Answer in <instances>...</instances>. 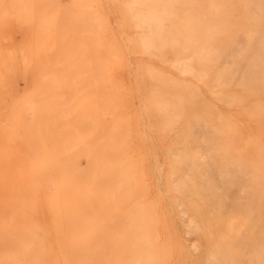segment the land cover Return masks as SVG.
<instances>
[{
    "label": "rangeland",
    "instance_id": "rangeland-1",
    "mask_svg": "<svg viewBox=\"0 0 264 264\" xmlns=\"http://www.w3.org/2000/svg\"><path fill=\"white\" fill-rule=\"evenodd\" d=\"M1 1H3V0H0V2ZM9 1H10V3H7ZM9 1L6 0V1H3L2 3H0L1 8L5 7V9H1V8L0 9L5 10L2 12L3 13L6 12L7 16H8L6 18V13L2 14V12L0 11V15L1 16L3 15L2 16L3 18L0 16V88H1L0 91L2 92V93L0 92V102H1L0 105L5 103L4 101L2 102V100L4 99L2 96H3V93H5V89H4L5 85H3V84H7L9 86L11 85L13 87H14V84H16L15 86H17V87H14L15 89L13 88V90L14 91L16 90L15 94L17 93L16 95H19L20 97L25 96L22 94L29 92L32 89L31 88L32 85H36L37 86V87L35 86L36 89H34V87L32 86L34 89L33 90L34 92L32 90L29 92L30 96L32 95L31 96V100H32L31 102L32 103H28L29 104L28 107L30 106L31 109H29L30 108L29 107L28 111L29 110L30 111L25 113V117L27 116L25 121H27L26 124H29V125H31V124L37 125L39 122V125H37L38 126L37 128L34 126V127H31V129H30V126H27L24 124L25 128L23 125L22 127L18 128L19 131L13 130L9 126L7 127L5 124L6 123V117H5V115L2 114L3 113V106L1 105V107H2V109L0 110V124H1V126L7 127V129L10 128V130L9 129L8 130L10 132L14 131L15 134L21 133L20 134L21 136L18 134L17 135L20 138L21 137L22 138L20 139L18 136H16L13 133H11V136H10L9 131H7L6 128L3 129V127H2L0 130V133H1L0 134V140H1L0 141V239L2 237V239L0 240V254H1L0 255V264H55V263L56 264H59V263L60 264H72L75 260H72L73 262L69 263L71 261V260H69L70 258L76 259V261L74 262L75 264H90V263L91 264H99V263L100 264H141V263L142 264H184V263L201 264L203 262V260L201 262V258H203V259L207 258L208 259L207 261H209V263L207 261L206 262L204 261L206 264H219V263H217L218 261L221 262L220 264H226V262H230V263L232 262V264H235L234 259L237 260L236 261V264H237L238 259H240L242 256L246 260V262H245L246 264L248 262H249V264H252V263L253 264H256V263L257 264H264V257H263L264 256V247H263L264 238H261V237H263V235H261V234H264V230H263L264 226H261L262 229L259 226L260 223H261L260 225L264 224L263 221H262L263 223L261 222V220H264V219H262L264 216L263 215L264 213H262V212H264V210H263L264 209V207H263L264 206V198H263L264 197V123H263L264 122V71H263L264 70V60H263L264 55L263 54L264 53L261 54L262 52H264V45L261 44V42L264 43V39H263L264 33L261 32V30L264 31V2H263L264 0H259V1L258 0H248L249 1V2H247L248 5L246 4V7H247L246 9H248L247 10L248 13L246 12V15H244V16H246V18H244V17L242 18V16L240 17V16L231 15V13H229V11L227 9V7H229L228 3H227L228 5L222 6L223 8H225V9L221 10L222 14L216 13V11L214 10L216 5L213 4L212 0H206V1H208L207 5L209 3L208 7L205 6V4H206L205 1L202 2L201 0L200 1L198 0L199 4H202L203 7H207L209 10L207 8H206L207 10H205V8H202V7H200V9L198 10L196 8L197 7L196 6V7H194L195 8V11H194L193 10L194 9L193 4L191 3L190 5H191L193 11L189 12L190 13L189 15L190 16L194 15V16H192V20L196 19V22L198 24L199 23L204 24L201 22H205V20H207L206 21L207 25L205 23L204 25H201V27H199V25L196 22H194V20L192 22H190L191 20L190 21L188 20V23L195 25L193 27H196V25H198V27L200 28V29L199 28L197 29V27H196V29L198 31H194L195 28L192 30L191 28H193V27L189 26V24H187V23H184V22H186V20L188 18H190L189 16H188V18L186 16L187 19H184L185 18L184 16L186 15V13H185V15L183 14V17H184L183 20H185V21L182 23L183 20L180 18L181 13L183 11V8L186 5H188V4H185L184 1H186V3H189V2H187L188 0H182V1L179 0L178 4H180L181 2H183L185 4V5H183V3L180 4L181 6H184L181 10V13H179L180 14L179 18L182 21L180 20L181 21L180 22L179 18H177L179 22L170 21V20L166 21V18H165V20L164 19H161V20L158 19V21L154 20L152 22L153 28L151 29V32L149 33V34H151L150 35L151 39L149 38V36H148L149 39L144 37L147 34L144 35L145 32H143L141 27L138 28L137 25H135L133 15H132L133 11H130V9L132 7H131V5H129L127 3L128 0H81V1L77 0V2H75V0H63V1L62 0H38L39 2L37 0H32L33 2L28 1L29 3H27V0H26L25 1L26 5H25L23 0L22 1L16 0L18 2H15L14 0L13 1L9 0ZM35 1H37V2H35ZM42 1L45 3H43ZM192 1L194 3V1H197V0H192ZM13 2L15 5H18L17 8H19V10L16 8H14L15 10L13 9V6H14ZM21 2L24 3L23 6H22ZM40 2H41V4H40ZM170 2H171V0H166L165 5H164L166 7L165 8L166 12L169 14L171 12L170 11L171 8H172V11L174 12L173 6L171 8H169L171 6V5H169ZM6 3H7V5H6ZM37 3L39 4V6ZM11 4H13V5H11ZM29 5L31 6V10H30L31 12L29 11V9H30ZM36 5L38 6V8H41V9L39 10ZM41 5H43V6H41ZM80 5L83 7V8L82 7L81 8L84 11L80 8ZM180 5H178L179 9H181ZM196 5H198V4H196ZM10 6H11V9H13V10H10ZM71 6L74 8H72ZM188 6H186V8H184V9L185 10L189 9ZM198 6H200V5H198ZM7 7L9 8V10ZM111 7L113 8V11H112ZM175 7H177V6L175 5ZM34 8H37V9L34 10ZM70 8H72L73 11L70 10ZM196 9H197V11H196ZM7 10L10 11V14H13L14 12L16 14L9 15V12H7ZM16 10H18V12H20V13H17ZM165 10L161 11V13L159 15H163L162 12H165ZM200 10H203L204 12L202 11V12L197 13ZM258 10L260 11V13ZM178 11H180V10H178ZM178 11H176L177 14H178ZM24 12H25V14L22 15L21 13H24ZM38 12H39V16H38L39 19L37 18ZM73 12H75V13H73ZM173 12H171L172 15L171 14L170 15L175 18V16L173 15L174 14ZM31 13H33V14H31ZM112 13H114V15ZM202 13L203 14L205 13L203 15V17H206V19H203V17H201ZM86 14H88V15H86ZM177 14L175 13L176 16H177ZM247 14H249V15H247ZM260 14H262V15H260ZM19 15H20V18H18ZM27 15H29L30 18H28ZM79 15H80V18H79ZM106 15H108V17ZM112 15H113V17H112ZM166 15L167 14H165V16L164 15L163 16L166 17ZM170 15H168L169 18H171V20H174ZM163 16H161V17L163 18ZM195 16L201 17L202 20L199 17L197 18ZM226 16H228V17H226ZM84 17L87 18V19L85 18V20H87V23L84 20ZM114 17L115 18L117 17V18L115 19ZM193 17H195V18H193ZM237 17H239V18H237ZM231 18H234V19H231ZM64 19H65V21H64ZM114 19L117 20V24H116V21H114ZM197 19H199L200 21ZM248 19H250V20H248ZM74 21L76 24L74 23ZM82 21H84V22H82ZM110 21H112V22H110ZM243 21H246V23L245 22L243 23ZM113 22L115 24H113ZM154 22L157 24H155ZM175 22H176V25L179 24L178 25L179 28H175V27H177L175 25ZM251 22H253L252 27L253 28L255 27L258 31L255 28L253 29L252 27H250ZM77 23L78 24L81 23V24L77 25ZM59 24H61L59 26L60 29H59V27H57ZM168 24H170V26H171V24H173L170 28H173L174 32L172 31V29L168 28V26H169ZM209 24L214 29H212ZM76 25L79 26L78 28L80 29V31H78L79 29L76 28L77 27ZM120 25L124 30L120 27ZM34 26H35V28H34ZM186 26H188V27H186ZM36 28H37V30H35ZM114 28H115V30H114ZM57 29H58V32H57ZM118 29H119V31H118ZM175 29H178V30L184 29L185 30V31L184 30L178 31L181 34L180 36H182V39L181 38L179 39V33L176 32ZM83 30L85 32L86 31L87 32L85 33ZM121 30H123V31H121ZM163 30H165V31H163ZM167 30H168V33H170L171 35L175 34V36L177 37V41H176V37L173 36V38L171 37L173 42H170L171 41V39L169 40L170 35L168 34L169 35L168 36L166 34ZM169 30H171V32ZM160 31H162V32H160ZM112 32H115V33H112ZM164 32H166V33H164ZM191 32H192V34H191ZM227 32H229V33H227ZM117 33H118V35H117ZM163 33L166 36H164ZM195 33L198 36H196ZM210 33H212V35H210ZM231 33L234 34L235 37ZM240 33H241V35H240ZM39 34H41V35H39ZM58 34H60L61 36L59 37ZM140 34L141 35L143 34V35L140 36ZM186 34H187L188 38H187ZM222 34H224V35H222ZM237 34L239 35L240 38H246L249 36L248 37L249 39L248 40H246L247 38L243 39L242 40L243 42H242L241 39L238 38ZM33 35L35 36L36 39L34 38ZM115 35H117L118 38L115 37ZM121 35H123V36L121 37ZM214 35H215V37H214ZM217 35H220V36L218 37ZM227 35L232 37V38H230V37L228 38ZM244 35L246 37H244ZM3 36H5V37H3ZM163 36L165 37V39H163L164 41H167V37H168L169 43L168 42L164 43V41H161V38H163ZM225 36H226V38H225ZM254 36H255V38H254ZM143 37H144V39L146 38V40H150V41H147L149 44V47L147 46V43L145 42L146 40H143ZM190 37H191V39H190ZM58 38H59V40H58ZM140 38H142V39H140ZM67 39H68V41H67ZM101 39L103 41H101ZM125 39L127 42L125 41ZM158 39H160V41ZM178 39H179V41L181 40L180 42L183 44H179L180 42L178 41ZM203 39L204 40L207 39L209 44L213 42L211 44L212 46L209 45L213 48L207 47L208 46V45H206L207 41L204 42ZM223 39L225 40V42ZM228 39H229V41H228V43H226ZM32 40H34V41L32 42ZM216 40L218 41L217 43H216ZM244 40L246 42H249L250 44L249 43L246 44V42ZM259 40H261V41L259 42ZM57 41H58V43H57ZM239 41H240V44L238 45V43H236V42H239ZM142 42H144V44L146 43V45L142 44ZM159 42H163V43H159ZM219 42L222 44H219ZM127 43L130 45H128ZM154 43H156V44L154 45ZM167 43L170 44V46L172 45V47H174L178 43V45L175 46L174 48H172V47L170 48L168 45L169 50L167 49V51H169V52H171L170 51V49H171L173 51V54H176V55H172L171 53L169 54L168 52H167V54H168L167 55L165 52L166 50H164V51L162 50L163 53H165V54H163L160 51V49L159 50L156 49L158 44L160 46H163L161 48L164 49V47L167 46ZM185 43H187V45H185ZM200 43H202L203 45ZM234 43H236V46L238 48L235 47V45H233ZM226 44H229L228 46L231 45L232 49L236 48L237 51L238 50L240 51V49L245 47V46L243 47V45H246L245 49H242L243 51L241 50L240 53L237 52L238 55H241V53H243L244 55L242 54V56H240V57L243 58V56H246V59H244V58L240 59V57H236V56H238L235 53L236 50L234 52L230 51L235 56H233V54L231 56V55H229V53H228L229 56H227L228 50L226 51V49L230 48V47H228ZM251 44H253V45H251ZM259 44H260V46H259ZM33 45H34V48H33ZM183 45L186 47H184ZM219 45H220V47H222V46L223 47L221 49H218V48H220ZM125 46H127V47L125 48ZM200 46H202V47H200ZM204 46L208 50L204 49L205 48ZM217 46H218V48H217ZM224 46L226 47V49H223V48H225ZM239 46H240V48H239ZM251 47L256 49V51H254L256 53L253 52V50H252L253 48L251 49ZM177 48H178V50H177ZM189 48H191V49L189 50ZM209 48L212 50H210ZM248 48H250L252 50V52H253L252 56L253 57H252V60L250 61L251 64L249 63V65L248 64L245 65L246 62H248L251 59L250 54L252 52L250 50H248ZM56 49H60V51H56ZM123 50H124V52H123ZM198 50H200V51H198ZM203 50L206 52L204 53ZM224 50H225V52H222V54H221L220 51H224ZM29 51L31 54L29 53ZM151 51H153V53ZM178 51H180L181 53H179ZM201 51H203V52L201 53ZM208 51H209V57L214 56V55L210 56V55H212V53H215L216 56H219L218 54H220V56H222V57L226 55L225 56L226 62H222L220 56L214 57V59H216L217 61L220 60L219 63L221 65H223L224 68L220 67L221 65H219V63H218L219 66L216 67L217 70L215 68L214 69L216 71L213 69L212 64H211L212 62L210 61L211 58H209L208 55H206ZM13 52H15V53H13ZM57 52H58V54H57ZM129 52H130V54H129ZM154 52H161L163 54V56H161V53L159 56L157 53L154 54ZM194 52H197V53H194ZM210 52H211V54H210ZM3 53H5V55H3ZM131 53H133V54H131ZM177 53H179L178 56H177ZM245 53L248 55H246ZM180 54H181V56H180ZM194 54H195V56H194ZM2 55L5 57H3ZM91 55L93 57H91ZM125 55H126V58H125ZM128 55H129V57H128ZM196 55L198 56L197 57L198 61L196 60L197 59ZM256 55H257V57H256ZM169 56H171V59L169 58ZM203 56H204V59L202 58ZM247 56L250 57V59L248 57V59H249L248 61H247ZM94 57H96V58L94 59ZM173 57L175 60L172 59ZM92 58H93V60H92ZM150 58H152V60H150ZM167 58H169L170 61H169V59L166 60ZM194 58H196V59H194ZM1 59H5V60H1ZM41 59H42V61H40ZM127 59H129V60H127ZM162 59H163V61H162ZM238 59L242 60L243 62L245 61L244 62L245 64L244 63L242 64L240 62V60H238ZM254 59H256V60H254ZM34 60H35V62H34ZM105 60H106V62H105ZM164 60L167 62H165ZM179 60L181 61V63H179V65H177L178 62H176V61H179ZM203 60H204V62H203ZM207 60H209V61H207ZM227 60H229V61L232 60V61L230 63ZM234 60L235 61L238 60L237 63L239 62V63H241L240 65H244V66H242V68H244L245 66L250 67L252 65L250 67V69H249V67L247 68L250 72L248 73L246 71L247 70L246 68H244L245 70L244 69L240 70L241 66L239 64H238L239 65L238 66ZM3 61H5V63L1 64V62H3ZM93 61L95 62V64L93 63ZM127 61H129L131 63H127ZM158 61H160V62H158ZM188 61H189V63H187ZM217 61H216V63H217ZM223 61H225V59ZM149 62H151V63H149ZM191 62L194 64V66H192L194 68L191 67ZM200 62H201V65H200ZM209 62H211V63H209ZM33 63H35V65ZM96 63H97V65H96ZM183 63H185V65H186V63L188 64V65H186V68H187V69H185L186 71L184 70L185 67L183 68ZM216 63H213V66H216L217 65ZM226 63L229 67V71H228V67H225ZM126 64H129V65H126ZM229 64H230V66H229ZM231 64L233 66H231ZM1 65L5 66V67H3V66L1 67ZM22 65L23 66L25 65V67H22ZM39 65H40L41 69H39L40 68ZM130 65H132V67ZM181 65H182V67H181ZM198 65H200V66H198ZM204 65H206V66H204ZM235 65H237L239 68H237V66H235ZM7 66H8V69L6 68ZM32 66L36 67V71L37 70L38 71L36 72L34 70L35 68ZM48 66L50 68H48ZM129 66L131 68H133V67L134 68L131 70V68ZM195 66L200 67V68L199 69L195 68ZM234 66L237 69H234ZM10 67H13V68H10ZM15 67H17V69H19V72H16ZM30 67L34 71H32L30 69ZM57 67H59V69H57ZM173 67H175V68H173ZM178 67H180V68H178ZM211 67H212V69H211ZM1 68H3V69H1ZM44 68L46 70H44ZM47 68L49 70H47ZM205 68H207V70ZM209 68L211 69V71L214 70V72L212 71L213 73H211V75L212 74L215 75V76H213V78L216 81L212 80L211 77L209 78V76H211L210 75L211 71ZM191 69H192V71H191ZM201 69H203V72ZM233 69H234V71L235 70L236 71H235V73L231 74L230 71L233 72ZM29 70H31L32 73ZM71 70H72V72L70 73ZM198 70H200L201 72ZM9 71H10V73H9ZM128 71L132 72V74H129ZM204 71L206 73H207V71L208 72L210 71L208 73V75H209L208 77H205L206 73H204ZM217 71L219 73H221L222 77H219L220 74ZM241 71L242 72L244 71V73L241 75L242 78L240 76V78H241L240 79L241 82H240V81H237L239 79V78H237V77H239V76H237V74H238V72L241 74L242 73ZM245 71L248 73V75H247L248 77H244ZM198 72L201 73L202 78H201V75L198 74ZM215 72H216V74H215ZM236 72H237V74H236ZM37 73H38V76L34 75V77L32 76V78H31V80H33V78H35V80L33 82L31 80H28V78L30 76L29 74L33 75V74H37ZM64 73L66 74L65 76H64ZM101 73H102V75H101ZM202 73H204V74H202ZM15 74H16V76H15ZM160 74H162V75H160ZM217 74H218V77L216 76ZM230 74L232 76L234 75L233 79H232ZM39 75H40V77H39ZM5 77H7L8 79H5ZM16 77H17V79H15ZM134 77H136V78H134ZM215 77H216V79H215ZM229 77H230V80H232V81L229 80V82H228L226 80L229 79ZM37 78H41L38 81L39 83L37 82ZM50 78H52V79H50ZM100 78H102V79H100ZM168 78L170 80L172 78H174V79H172V80H174V82L173 81H171V82L176 83V84L170 83V80ZM204 78H206V79L208 78L207 80L211 79V83H210V81H206V79H204ZM246 78H248V79L246 80ZM175 79H176V81H175ZM178 80L179 81L182 80V81L179 82ZM235 80L238 83V84H236L237 89L234 87L235 90H232L234 88L231 85L235 84ZM30 81H31V83H29ZM44 81L45 82L47 81V83H45ZM133 81L135 83H137V85L135 84V86H134ZM167 81H169V82H167ZM217 81H219V82H217ZM131 82H132V84H131ZM165 82H166V84H165ZM202 82H204L205 84ZM206 82L210 83V85L208 83L206 84ZM226 82H227L228 86H227V84L225 85ZM41 83L44 86L39 85ZM100 83H102V84H100ZM139 83H141V84H139ZM212 83H214V84L211 85ZM222 83H224V84H222ZM230 83H231V85H230ZM243 83H244V86H242ZM129 84H131L132 86H130ZM190 84H192V86H194V90ZM167 85H169V86H167ZM185 85L187 88H185ZM245 85H246V87H245ZM25 86L27 88H29V91L27 90V92H26ZM40 86L44 88L45 92H43L44 90ZM82 86H83V88H82ZM152 86H154V87H152ZM183 86L186 90L183 88ZM221 86H223V87H221ZM229 86H231L232 88ZM233 86H235V85H233ZM39 87L42 90H40ZM45 87L46 88L48 87L51 90L48 88L46 89ZM124 87H126V88H124ZM169 87H170V89H168ZM173 87H175V88H173ZM178 87L181 90L176 89ZM69 88H70V90H69ZM72 88H73V90H72ZM137 88H138V90H137ZM163 88H165L167 91H164L163 94L161 93V95L163 96V97H161L160 95H158V93H159V91L162 92ZM213 88H215V89L213 90ZM239 88H240V91L238 93ZM245 88H246V90H245ZM124 89H125V91H124ZM171 89L172 90L174 89V91H172ZM190 89H192L191 93L189 92ZM221 89H223V90H221ZM23 90H24V92H23ZM54 90L56 91L55 93H53ZM40 91H42V93H40ZM134 91H135V94H134ZM171 91L173 92V94L171 93V95H170ZM35 92L38 94L39 98L42 96L41 99H43V103L45 102L44 104L42 103V100L38 98V96ZM98 92H99V94H98ZM132 92H133V94H131ZM156 92H158V93H156ZM168 92H169L168 96L172 97L171 99H170V97H168L166 95V94H168ZM227 92L229 93L230 96L227 94ZM220 93H221V95H220ZM8 95L11 96V94H8ZM26 95L28 97V93ZM49 95H51V96L49 97ZM135 95H137V96H135ZM222 95H223V97H222ZM226 95H228L227 96L228 98L226 97ZM157 96H159V97L157 98ZM46 97H47V100H46ZM130 97H131V99H130ZM137 97H139V98L136 99ZM187 97H188V99H187ZM37 98L39 99L40 102L38 101ZM49 98L51 101L49 100ZM105 98H106V101H105ZM173 98H176L177 100L173 99ZM198 98H199V100H198ZM36 99L39 102V104L36 102ZM53 99L54 100L56 99V100L54 101ZM139 99H141V102L144 104H142ZM167 99L170 100L169 101V102H171L170 104L166 103ZM196 99L198 100L200 105L198 104V102H196L197 101ZM209 99H210V101H209ZM238 99L240 100V102H238ZM44 100H46V101H44ZM57 100H59V101H57ZM60 100H61V102H60ZM151 100H153V101H151ZM173 100H176V103ZM231 100H234V101H231ZM206 101H207V104L205 103ZM47 102H48V104H47ZM54 102H56V103H54ZM91 102H92V104H91ZM99 102H100V105H99ZM250 102H252V103H250ZM164 103L166 104V106ZM182 103H184V104H182ZM31 104H33V105H31ZM37 104L39 106H37ZM45 104H46V106H45ZM135 104H136L137 108H136ZM168 104H169V106H168ZM185 104H187V105H185ZM41 105L44 107V109L46 111L43 108H40V107H42ZM72 105H73V107H72ZM138 105L142 106L143 110H142V107H139ZM34 106L36 108L37 107L38 108L36 109ZM101 106H102V109H101ZM56 107H58L59 109L61 107V109L58 110ZM83 107L86 108V110H84ZM163 107L166 109H163ZM47 108L50 109L49 112L50 113L52 112L51 114L48 113ZM178 108H180V109H178ZM209 108H212V109H210L211 111L209 110ZM215 108H217V109H215ZM100 109H101V111H100ZM127 109H129V110H127ZM187 109H189V110L191 109V110L188 111ZM231 110H233V111H231ZM39 111H41V112L38 113ZM82 111L85 113V115H83L84 113ZM185 111H188V112H185ZM42 112L44 113L43 115L46 117H44L42 115ZM45 112L47 113V115ZM53 112L58 113V115L53 113ZM218 112L221 113L220 114L221 117H219ZM33 113L37 116V118H36V116L33 115L35 117V120L33 119V116H32ZM138 113H139V115H138ZM142 113H144V114H142ZM163 113H165L164 114L165 116L163 115ZM186 113H187V115H186ZM189 113H190V116H189ZM205 113L207 116L205 115ZM37 114L42 115V116H40L41 117L40 119H42L44 117V122H41V120L38 119L39 116ZM80 114H82V116H80ZM201 115H203V117ZM208 115H210L209 118H208ZM211 115L213 116V118ZM214 115H216V116H214ZM79 116H80V118H79ZM146 116H149L150 119L148 120V117H146ZM159 116H160V118H159ZM184 116H185V118H183ZM53 117L55 120L53 119ZM82 117H83V120H82ZM141 117L145 118V120ZM181 117H182V121H181ZM64 118L65 119L67 118L66 119L67 121ZM78 118H79V121L77 120ZM138 118H140V120ZM189 118H192L191 119L192 122L190 121ZM141 119L143 120V124H141L142 123ZM213 119L216 121L218 119V121L221 122L220 123V125L222 124L221 128H220V125H218L219 122H214ZM28 120H33V122L34 121H37V122L33 123L32 121L29 122ZM146 120H147L146 123H149L151 120L150 123L153 125L152 126L151 124H149L153 127V128L151 127L152 129H150L151 131L149 130L150 126L145 123ZM162 120H164V121H162ZM197 120H199V121L197 122ZM203 120H206V121L204 122ZM250 120H252V121H250ZM56 121H57V123H56ZM59 121L65 122V123H62L60 126ZM82 121H84V122H82ZM157 122H159V123H157ZM165 122H167V123H165ZM202 122H204V123H202ZM42 123L46 127L43 128ZM46 123H47L48 127L50 126V128L47 127ZM144 123L146 125H144ZM193 123H195V125ZM40 124H42V125H40ZM183 124H184V127H183ZM196 125L198 126L199 132L197 131V128H195L196 129L195 130L193 127V126L197 127ZM40 126H42V127H40ZM56 126H58V127H56ZM165 126L167 128H165ZM209 126H210L212 133L208 132V131H210L208 128ZM79 127H81V128H79ZM139 127L142 130L144 128H146V129H144L143 131L142 130L139 131ZM174 127H176V128H174ZM21 128L24 129L27 133H30L29 131L33 132L32 129L33 130L35 129L33 132L34 135L32 134L33 136H31V133H30V135L26 134V132H23V130ZM75 128H76V130H75ZM49 129H50V131H49ZM55 129H57V130H55ZM69 129L72 131H69ZM146 130L148 131L146 133V135L148 137L147 136L145 137ZM168 130H169V133H168ZM203 130H204V132H203ZM42 131H44L46 133H43ZM152 131H154V132H152ZM205 131H206V133H205ZM65 132H67V133H65ZM68 132L70 134H68ZM197 132L199 134H197ZM220 132H221V134H220ZM3 133L7 134L8 137H3V136H5V134H3ZM54 133H56L58 135L56 136ZM62 133H63V136H62ZM140 133H141V135H140ZM143 133H144V135H143ZM12 134L16 137H14ZM46 134H48V135H46ZM200 134H202V137H200L199 140L195 139V137L199 138L197 136H199ZM226 134H228V136ZM204 135H206V136L204 137ZM209 135L211 137H209ZM34 136L36 137V138H34V140H36L35 144L38 143V144H36V146L38 148L32 147V146H35V145H33L34 142H32L33 139H31V137H34ZM43 136L47 137V138L41 139ZM48 136L50 137L49 138L50 141L47 140ZM51 136L52 137L54 136V138H52ZM154 136H156V137L158 136L157 139H156V137L154 138ZM182 136H183V138H182ZM192 136H193V138H192ZM17 137L20 140H16L15 138H17ZM25 138H27L28 140L27 139L25 140ZM57 138L61 139L62 141H60V140L56 141ZM143 138L146 140H143ZM22 141H24V142H22ZM195 141H198V142H195ZM17 142H19V143H17ZM48 142L50 143V145H48L49 144ZM61 142H63V143H61ZM109 142L115 147L110 145ZM114 142L117 143V145H114L115 144ZM156 142H158V144ZM194 142H195V144H194ZM54 143L57 144L58 146L55 147ZM196 143L198 144L197 147H195L197 145ZM206 143H208V144H206ZM18 144L24 145L25 147L22 148V146L18 145ZM6 145H8L9 148ZM69 145H71V146H69ZM108 145H110V147H108ZM190 145H195L194 146L195 149L193 148V150H191V149L189 150V148L192 147V146L190 147ZM40 146H42V147H40ZM251 146H253L254 149L251 148ZM262 146H263V149H262ZM145 147H146V149H145ZM150 147H151V149L148 150L147 148H150ZM173 147H175L174 150L173 149L171 150V148H173ZM243 147H245V148H243ZM79 148L80 149L82 148V149L77 151ZM109 148L111 149V151L113 150L112 153H111V151H109L111 154L107 151V149H109ZM160 148L162 149V151ZM213 148H215V149H213ZM236 148L240 149V150H237ZM248 148H250V149H248ZM6 149H8L9 152L6 151ZM37 149H38V151H37ZM58 149H60V150L58 151ZM167 149H169V150H167ZM234 149H236L237 152H236V150L234 151ZM243 149H245V150H243ZM29 150H30V152H29ZM151 150H152V152H151ZM203 150H204V152H203ZM207 150H208V152H207ZM248 150L253 151V153H255V152H257V153L254 155H253V153L249 154L251 152L249 151V153H248L247 152ZM74 151H75V153H74ZM80 151H82V154ZM167 151H168V153L170 152V154H168ZM31 152H32V154H31ZM52 152L57 153V157H55L56 155L54 156V154ZM127 152H128V155H127ZM172 152H173V154H172ZM188 152L190 153L189 155H188ZM8 153L9 154L11 153V156ZM71 153H74L75 156L77 153V156L76 157L74 155L72 156ZM148 153H150V155ZM191 153L196 154V155L193 154L194 160L196 159L195 161L193 160V157L191 158V156H193V155H191ZM242 153L245 156V158H244L245 161H244V159L242 160L243 156L238 155V154H242ZM18 154H20V155H18ZM101 154H102V156H101ZM185 154H186V156H185ZM209 155L210 156L212 155V156L210 157ZM70 156H72V158H73V160H71L72 162H84L85 164L87 163L90 167L93 166L97 170H101V173H102L98 177H93L92 175L87 176L89 179L88 178L86 179V181H89V183L87 182V184H89L88 185V187H89L88 192L90 195H88V197H87V200L89 202L88 210L85 211V209H84L83 214L85 215V219L87 220V226L90 229V233H89L90 237L87 239V241L85 243L80 244V246H77V247H76V245L73 246L75 248V250H76V248H77V250H79L78 252H80V253H78V254L76 252L77 250L76 251L73 250V252H72V249H71L72 245L71 244L68 243V245H67V243H66V241L68 242L67 238H66L67 240L65 239V241H63L66 244H64L63 242L61 244L59 242V236H58L59 234H58L57 229H55L54 226L53 227L49 226L50 225V221H49L50 217H49L48 209H47L45 200L43 198L42 191L37 187L36 181L33 178L34 175L31 172V168H30V166H32V163H33L35 158H36L35 162L37 159H38L37 161H48V162H50V160L52 161L53 158L55 160L56 159L59 160L58 157H60V159H62L61 161H64V158H66V160H70L71 159ZM91 156H93V157H91ZM180 156L183 160L180 158ZM214 156L218 157V158L216 159ZM246 156L249 158V159L247 158L248 162L246 161ZM32 157L33 158L35 157V158L33 159ZM51 157H52V159H51ZM123 157L125 159H123ZM147 157L152 162L148 161ZM175 157H177V159ZM197 157H198V159H197ZM116 158H117V160H116ZM187 158L189 161L187 160ZM226 158H228V160ZM31 159H33V160L31 161ZM177 160L179 162L178 163L179 165L176 164ZM185 160H187V161H185ZM207 160L210 162H213V164H215V165L211 166L210 164H208L210 162H208ZM90 161H92V163ZM102 162H104V164ZM184 162H187V163H184ZM188 162H191V165ZM245 162H247L248 164ZM151 163H155L156 165L155 164L151 165ZM181 163H183L184 169H187V171L184 170L183 168L182 169L184 171L181 169V167H183ZM217 163H218V165H217ZM164 164L166 167L163 166ZM186 164H188V165H186ZM233 164L236 166H234ZM109 165H111V166L109 167ZM204 165H206V166H204ZM175 166H178V167H175ZM214 166H215V168H214ZM93 167L91 169H93ZM211 167H213V168H211ZM223 167H224V169H223ZM229 167H231L232 171ZM164 168L166 170H164ZM235 168H238V171H239L238 173L236 172L237 170ZM158 169H160V170H158ZM234 169H235V171H234ZM155 170H156L158 175L156 174ZM212 170H215V171H212ZM105 171H107V172H105ZM153 171H154V173H153ZM159 171L161 172V174L159 173ZM217 171H218V173H216V175L212 177L213 172L215 174V172H217ZM195 172H196V174H195ZM204 172H205V174H203ZM241 172H244L243 174L246 177L243 176L241 183L236 184L237 183L236 181L238 179H239L238 181L240 182V178L242 176H239V175H241L240 174ZM172 173L175 175L172 176ZM235 173H237V175ZM245 173H246V175H245ZM248 174H249V177H248ZM153 175L154 176L157 175V177L155 178ZM159 175H161V176H159ZM177 175H179L178 176L179 179H178ZM175 176H176V179L178 180V183H176L177 180L175 179ZM233 176L235 179L233 178ZM124 177H126V179H127L125 182L133 181V184L131 186L132 188L128 194V195H130V197L127 195V200H126L127 202H123V196L121 197V200H119V195H118L119 187H120V185L123 184L124 181L122 179H124ZM172 177L175 179L174 181H173ZM215 177H218L217 180H219L218 182L220 185L219 184L217 185L216 182H215L216 185L215 184L214 185L219 186L220 188L214 187L212 184L213 182H211V180L212 181L216 180ZM223 178H227V179H223ZM112 179H113V182H112ZM157 179L159 180L160 184L164 185L165 187L164 186L160 187L159 183L157 182L158 181ZM180 179H182V181L183 180L185 181L187 179L185 181V184L187 183V181H190V180L193 181V183L190 181V182H188V184H186V189L184 190L185 193H183L181 189H179L181 191L180 193H179V191L176 192L177 189H175V187L176 188L179 187V183L181 182ZM220 180H222V183ZM234 180H236V181H234ZM243 180H245V182ZM246 180L247 181L249 180L248 184L250 182L251 183L248 185ZM195 181L198 183L201 181L202 185H204L205 187L201 186V183H199L200 185L197 184ZM242 182L246 185V190H245L244 186H242V187L240 186L243 184ZM253 182L256 183L257 185L254 184ZM166 183H167V185H165ZM189 183H191V185ZM230 183L233 184L232 186H234V184L238 185V187L240 186V189L242 188L241 192H243V190H245L244 192H246V191H248V190L250 191L252 189L251 190L252 192L248 191V194L250 193V195H248V196H250L252 198L255 197V198L254 199L249 198L246 194H245V197L242 196L243 194L241 195V192H239V188H237V186H236L233 189L232 186L228 185ZM192 184L195 188L194 191L197 190L198 192L193 191ZM222 184H224L226 186L225 190L227 189V186H229L230 189H232V190L229 189L231 191V193L228 192V189H227V191H225L223 189L224 190L223 191L221 186H224V185H222ZM112 185H113V187H112ZM210 185L212 186V190L213 189L215 190V188H216V190L211 191ZM250 185H252V186H250ZM95 186L97 187V189ZM162 187H164L165 189L168 188L167 190H165L167 193H165L164 195H163V193H164L163 189L164 188H162ZM117 188H118V192H117ZM197 188H199V189H197ZM255 188H257V189H255ZM108 190L110 191V193ZM218 190H219V192H224L225 198H223L224 201L222 200V202L220 200V199H222V197L219 198V196H222V194L218 195V193H219ZM204 191H206V192H204ZM233 191H235V192H233ZM186 192H188L190 196H188V193H186ZM226 192H228V194L230 193L229 197L232 198V200H231L232 203L229 200V197L227 196L228 194H225ZM232 192L234 193V196L238 195V197L240 198V201L242 200L241 203L239 202V199L234 198L238 202V204L236 205L235 201H233L234 196H230L231 194L233 195ZM237 192H239L240 194H237ZM196 193H197V196H196ZM262 193H263V195H261ZM97 194H99V195H97ZM216 194L218 197L216 196ZM165 195L169 196L170 198L169 197L167 198ZM204 195L206 197H204ZM239 195H241V196H239ZM257 196H259V197L257 198ZM158 197H160V198H158ZM92 198H93V200H91ZM180 198L183 199L184 202L186 201V203L184 205L182 204L183 201ZM214 198H215V200H214ZM217 198H219L220 203H219V201L216 200ZM259 198H261V200H259ZM160 199H162V200H160ZM166 199L168 200L167 203H169V204H170V201H172L170 205H167ZM179 199L181 200V202ZM117 200H118V202H117ZM226 200H229L228 202H230V203H226ZM243 200H248V201H246L248 205L246 204L245 201L243 203ZM137 201H139L140 203H142V202L145 203L144 206L146 207V211L143 213V217L141 218V224H143V225H141L139 223H137L135 225H136V227L139 228V230H141V229L148 230V232L145 235L139 234L138 237L134 238L135 241L133 243L137 244V245L138 244L141 245L140 244L141 240L143 241V243H142L143 246H140L139 252L140 251L145 252L148 259H146L147 257L141 258L140 257L141 255H137L138 249L133 248L130 243L123 241V243L120 244L122 239H120L118 236L119 231L121 233V226L124 225L125 223H127L128 219L132 215L136 214V206L134 205V203ZM178 201H179V203H178ZM188 201L191 203L196 201L192 205V207L195 206V207H193V209H196V211H193V213L195 212L196 216L193 215V213H191L192 210H190V212H189L188 207H190V209H191V204H187V203H189ZM257 201H259L258 205H257ZM260 201H261V203H260ZM119 202L121 204H119ZM233 202L236 205V207L234 209H233V207L235 205L232 206ZM203 203L206 204L205 207H203L204 206ZM252 203L253 204L256 203V205H253ZM164 204L167 206L166 209H165L166 206ZM226 204H229V205L232 204L231 205L232 208L230 206H227L228 210L225 209ZM241 204H243V206H245V208L243 206H241ZM172 205H173V208L175 206L174 209L172 208ZM185 205L187 206V208H188L187 210H188L189 214L191 213V215H189L188 212H186V210H184ZM209 205L214 206V207H211ZM119 206H121V208L123 207L122 212L119 211ZM168 206H170L169 209H168ZM246 206H248V207H246ZM39 207H40V209H39ZM209 207H211V208H209ZM215 207L217 208L215 210L218 213V215L214 210ZM223 208H224V210H223ZM236 208H237V210H236ZM255 208H257V209H255ZM261 208H263L262 209L263 211H261ZM106 209H107V213L104 212V213H106V215H105L103 213V211H106ZM203 209L205 211H203ZM244 209L246 211H244ZM253 209L257 210V213ZM169 210L174 211V213H172V211L170 212ZM178 210H179V212H178ZM182 210H183V212H182ZM200 210H202L203 213L206 212V213H204L205 215L207 214L205 216V218H210V216H211V218L206 219L207 221H205L204 219L199 221L201 218H203L202 215H204ZM212 211H214V212H212ZM224 211H226V213H227L226 216L228 218L223 216ZM258 211H261V212H258ZM101 212H102V214H101ZM238 213H239V215L242 214L243 216H241V217L238 216ZM255 213L258 215V216H256L258 218V220L255 219L256 221L254 219H251L254 215H256ZM73 214H74V216L76 215L75 213H73ZM19 215H22V216L20 217ZM169 215H171V217ZM213 215H215V216H213ZM233 215L235 217L237 216L236 219L234 218ZM167 216H169V217H167ZM178 216H179V218H178ZM193 216L196 218H192ZM207 216H209V217H207ZM239 217L242 218L240 221L237 220V219H240ZM190 218L194 219L193 223H189L186 221V219L188 220ZM2 219H5V220H2ZM249 220H251L250 223H249ZM3 221H5V222H3ZM18 221H19V223H18ZM216 221H218V222H216ZM230 221H232V223ZM233 221H234V223H233ZM257 221H259V222H257ZM13 222L17 224L16 227H15ZM199 222H202L203 225L207 224V222H208V224L205 225V227H208L211 230L210 231L209 229H207V231L209 230L208 231L209 234L212 232L210 237L207 234V231L204 230V228H203L204 226L202 227L204 232H202V228L200 230V229H197L193 226L194 224L202 225ZM246 222H247V224H246ZM252 222L257 223V224L259 223V224L258 225L252 224ZM209 223L211 225H209ZM19 224L21 225V227ZM180 224H181V226H180ZM223 224H225L226 226ZM220 225H223V226H221V228L216 227V226L220 227ZM231 225L233 227V230L231 228ZM241 225H242V227L244 226V228L247 225V228L245 230L243 229L242 231H245V234H246V235L244 234L245 236H247L248 233L250 232L249 237L242 236L243 234H242V232H240L242 229ZM248 225L249 226L253 225V227H254L253 229H255V227H256V230H254V232H252L253 229L250 228L251 229V231H250L248 229L249 228ZM255 225H257V226H255ZM209 226L213 227L212 229H214V227H215V231L218 228V230L216 231L217 233H215L213 235L214 232L212 231V229ZM224 226H225V228H223ZM11 227H13L14 231H15V229H17V231L20 230L19 234L15 233V232L13 233V231H11L12 230ZM239 227L241 229H239ZM257 227H260V230H262V231L257 229ZM23 228H25V229L23 230ZM187 228L190 229L191 231L192 230L193 231L192 232L187 231L188 230ZM223 229H225V230H223ZM229 229L231 231L230 233H229ZM234 229H235V231H234ZM199 230L201 232H198ZM247 230L249 231L248 233H247ZM29 231L31 234L29 233ZM218 231L220 233H218ZM257 231L258 232L260 231L263 233H260V232L258 233ZM238 232L240 234H238ZM255 232H256V234H258V236L260 238H258L257 236L256 237L254 236V235H256ZM11 233H13V235ZM120 233H119V235H120ZM195 233H197L198 235L196 236ZM222 233H223V236L226 235V237L223 238V236H220V234L222 235ZM226 233H228V234H226ZM233 233L237 234V238L239 239L238 240L239 243L241 242V239H242V241H245L244 244H246L247 246H253L252 248L248 247L249 250L246 249L248 251L249 255L246 254L247 251L245 249H244L245 251L242 249L240 250L241 252L244 251L245 254L242 253L243 254L242 255L241 253H239L240 251L237 250L236 246H234V248H235V251L238 252L237 253L238 255L237 254H236L237 256L234 255L236 252H233L234 254H231V252H232V250H234V248H230V247H233V245H235V244L236 245L239 244V243L235 242V241H237L236 240L237 238L233 239L235 244L232 243L231 244L232 246L229 244L230 243L229 241H233L232 240V238H234ZM251 233L254 235H252ZM16 234H18V235H16ZM199 234H201V236H202L200 241L198 239V238H200ZM205 234H206V236H205ZM216 234H218V235H216ZM207 235H208V237H207ZM227 235H232L233 237L232 236L227 237ZM240 235L243 238H241ZM251 235L255 237V239H256V240L254 239L255 241L250 240L251 238H253V237H251ZM50 236H52L53 238ZM213 236H215L217 238L215 239V237H213ZM178 237L180 240L178 239ZM12 238H13V240H12ZM15 238H16V240H15ZM107 238H108L109 242L107 241ZM183 238H186V240ZM209 238L210 239L213 238L214 241H216L218 243L214 242L213 240H211V241L214 244L213 243L211 244V241H208V240H207L208 241L207 242L206 239H209ZM225 238H227V239H225ZM244 238H247V240L246 239L244 240ZM220 239L222 240L223 244L221 243ZM259 239H260V241H259ZM6 240H7V242H8V240H10L9 243L6 244V242H5ZM52 240H54V241H52ZM202 240L205 243L203 245H202V242H203ZM247 241H248V243H251V242H255V243H251L252 245L251 244L248 245ZM2 242H5V243H2ZM209 242L213 247H211V245L209 246ZM215 243H216L217 247H216ZM206 244H208V245H206ZM56 245H57V248H56ZM62 245L64 247H62ZM65 245L67 246V249H68V247H70V248L67 250ZM200 245H202V246L199 248ZM204 245H206L208 247L205 246V248H204ZM246 245H244L245 248H246ZM59 246L62 249L64 248V250L68 251L67 253L64 251L65 252L64 254H67L68 256H70V258H68V256L65 257L66 255H64L62 253L61 248H58ZM184 246H186V250L189 248L187 251L191 250L192 255H189L188 252L185 251ZM239 247H240V244L238 245V249H239ZM206 248H209V249L207 250ZM240 248H242V245ZM213 249H215V251H213ZM56 250H58V251L54 252ZM178 250H181V251H178ZM204 250L207 251V253ZM201 251L204 252L203 255H202ZM229 251H231V252H229ZM251 251H252V253H250ZM98 252L100 253V256H98L99 255ZM180 252H181V254H180ZM209 252H211L210 253L211 256L208 254ZM186 253L188 255H186ZM205 253H206V256L209 255L210 257H212V259L214 261L216 259H217V261L213 262L212 259L209 258L208 256L205 257L204 256ZM54 254L57 256H55ZM91 254H93L92 259H91ZM182 254H183L182 257H183L184 261H185L186 257H187L186 260H188V261H186V262L183 261V259L181 257ZM254 254H256V255H254ZM51 255H53L54 257ZM202 256H204L205 258ZM218 256L222 259L219 258V260H218ZM257 256L258 257L260 256V257L258 258ZM52 257H53V260H51ZM77 257H79L80 260ZM249 257H250V259H249ZM255 257H257V258L254 262L253 261L254 259H252V258H255ZM2 258H5V259L1 260ZM101 258H102V260H101ZM242 258H241L242 262H241V260L239 261V263L241 262V264L244 263L243 262L244 259H242ZM193 259H195L196 261L192 262ZM222 260L225 262H223ZM247 260H248V262H247ZM50 261H52V262L50 263ZM61 261H62V263H61ZM199 262H201V263H199Z\"/></svg>",
    "mask_w": 264,
    "mask_h": 264
},
{
    "label": "bare ground",
    "instance_id": "bare-ground-1",
    "mask_svg": "<svg viewBox=\"0 0 264 264\" xmlns=\"http://www.w3.org/2000/svg\"><path fill=\"white\" fill-rule=\"evenodd\" d=\"M3 1H6V0H3ZM3 1H1L0 3H2ZM8 1H9V0H8ZM11 1H13V0H11ZM14 1H15V2H18V1H16V0H14ZM21 1H22V0H21ZM23 1H24V3H25L26 0H23ZM28 1L33 2L32 0H27V3H29ZM37 1H38V0H37ZM37 1H35V2H37ZM62 1H63V0H62ZM78 1H81V0H78ZM180 1H182V0H180ZM199 1H200V0H199ZM199 1H198V0H197V1H194V3H193L192 0H188L187 2H189V3H186V1H184L185 4H188V5H189V6L186 5V6H188V8H189V9H186V10H187V11H186V10L184 9V8H186V6L184 7V6H181V5H180V4L183 3V2H181L180 4H178V3H179V0H171V2L169 3V5H171V6H170L169 8H171V7L173 6V7H174V12L172 11V8H171V10H170V9H169V10H170L171 12L174 13L173 15L175 16V18H174L173 16H171L172 13H171L170 11H169V12H170L171 15H170L169 13L166 12V10H165L166 7L164 6L166 0H128L127 3H128L129 5H131V7H132V8L130 9V11H133V12H132V15H133V19H134V23H135V25H137L138 28L141 27V29L143 30V32H145V34H144V33H143V34H144V35L147 34V35L144 36V37H146L147 39H149V38H150V35H151V34H149V33L151 32V29L153 28V25H152L153 23H152V22H153L154 20H157V21H158V19H159V20H161V19H164V20H165V18H166V21H167V20H168V21L170 20V21H176V22H179L181 19L183 20L184 17H185L184 19H187L188 16H189L191 19L188 18V19L186 20V22H184L185 20H183V21L181 20L182 23H183V22H184V23H187V24H189V26H191V27L195 26V25H192V24L188 23V20H189V21L191 20L190 22H192L193 20H194V22H196V19H193V20H192V16H194V15L190 16V15H189V14H190L189 12H192L193 10L195 11V8H194V7H196V6H197L196 8H197L198 10L200 9V7L205 8V10H207V9H208L207 7H208V5H209V3H208V5H207V2H208V1H206V0H201L202 2H204V1L206 2L205 6H207V7H203L202 4H199ZM212 1H213V4L216 5V7H215V9H214V10L216 11V13H218V14H222V11H221V10H222V9H225V8H223L222 6H225V5H228V4H229V7H227V9H228L229 13H231V15H234V16H240V17L242 16V18H243V17L246 18V16H244V15H246V12L248 13V11H247L248 9H246V8H247V7H246V4H247V2H249L248 0H212ZM258 1H259V0H258ZM38 2H39V1H38ZM42 2H43V1H42ZM75 2H77V0H75ZM102 2H103V1H102ZM175 2H176V3H175ZM263 2H264V1H263ZM7 3H10V1L7 2ZM7 3H6V5H7ZM11 3H12V2H11ZM24 3L21 2L22 6L24 5ZM43 3H45V2H43ZM82 3H83V2H82ZM82 3H81V4H82ZM86 3H87V2H86ZM191 3L193 4V8H194L193 10H192V7H191V5H190ZM200 3H201V2H200ZM227 3H228V4H227ZM13 4H14V2H13ZM13 4H11V5H13ZM37 4H38V3H37ZM40 4H41V2H40ZM67 4H68V3H67ZM74 4H75V3H74ZM74 4H73V5H74ZM111 4H112V3H111ZM174 4H175L177 7H175ZM185 4L183 3V5H185ZM194 4H195V5H194ZM196 4H198V5H200V6H198V5H196ZM25 5H26V3H25ZM71 5H72V4H71ZM82 5H83V4H82ZM101 5H102V4H101ZM178 5H180V8H181V9L178 8V7H179ZM201 5H202V6H201ZM247 5H248V4H247ZM17 6H18V5H15V4H14L13 9L16 8V9L19 10V8H17ZM19 6H20V5H19ZM29 6H30V5H29ZM29 6H28V7H29ZM36 6H37V5H36ZM38 6H39V4H38ZM38 6H37V8H38ZM41 6H43V5H41ZM41 6H40V7H41ZM103 6H104V5H103ZM112 6H113V5H112ZM260 6H261V5H260ZM71 7H72V6H71ZM81 7H82V6L80 5V8H81ZM114 7H115V6H114ZM183 7H184V8H183ZM198 7H199V8H198ZM0 8H1V4H0ZM7 8H8V7H7ZM26 8H27V7H26ZM37 8H34V10H36ZM72 8H74V7H72ZM72 8H70V10H72ZM82 8H83V7H82ZM82 8H81V9H82ZM111 8H112V7H111ZM129 8H130V7H129ZM177 8H178V9H177ZM182 8H183V11H182V13H181ZM190 8H191V9H190ZM206 8H207V9H206ZM1 9H5V7L1 8ZM1 9H0L1 12H2V11H5V10H1ZM13 9H11V6H10V10H13ZM28 9H29V8H28ZM38 9L40 10L41 8H38ZM67 9H68V8H67ZM197 9H196V11H197ZM252 9H253V8H252ZM8 10H9V8H8ZM8 10H7V12H9V15H14V14H16L15 12H14L13 14H10V11H8ZM14 10H15V9H14ZM18 10H16L17 13H20V12H18ZM20 10H21V9H20ZM30 10H31V6H30L29 11H30ZM68 10H69V9H68ZM76 10H77V9H76ZM82 10H83V9H82ZM90 10H91V9H90ZM146 10H147V11H146ZM164 10H165L166 13H165V12H162V14H163L164 16H165V14H167L166 17H164L163 15H159V14L161 13V11H164ZM178 10H180V11H178ZM184 10H185V11H184ZM203 10H204V9H203ZM203 10H200V11H198L197 13L202 12ZM208 10H209V9H208ZM72 11H73V10H72ZM83 11H84V10H83ZM105 11H106V10H105ZM112 11H113V8H112ZM176 11H178V14H177ZM256 11H257V10H256ZM258 11H259V10H258ZM11 12H12V11H11ZM21 12H22V11H21ZM30 12H31V11H30ZM54 12H55V11H54ZM203 12H204V11H203ZM5 13H6V12H5ZM5 13L2 12V14H5ZM69 13H70V12H69ZM73 13H75V12H73ZM73 13H72V14H73ZM77 13H78V12H77ZM106 13H107V12H106ZM106 13H105V14H106ZM175 13L177 14V16L175 15ZM179 13H181V17H180V14H179ZM185 13H186V15H185ZM187 13H188V14H187ZM259 13H260V11H259ZM21 14L24 15L25 12H24V13H21ZM31 14H33V13H31ZM43 14H44V13H43ZM79 14H80V13H79ZM112 14L114 15V13H112ZM183 14L185 15L184 17H183ZM204 14H205V13H204ZM204 14L202 13V16H201V17H203ZM207 14H208V13H207ZM207 14H206V15H207ZM227 14H228V13H227ZM22 15H21V16H22ZM35 15H36V14H35ZM86 15H88V14H86ZM113 15H112V17H113ZM168 15H170L174 20H171V18H169ZM178 15H179V16H178ZM199 15H200V14H199ZM231 15H230V16H231ZM247 15H249V14H247ZM260 15H262V14H260ZM0 16H1V15H0ZM2 16H3V15H2ZM2 16H1V17H2ZM15 16H16V15H15ZM27 16H28V18H30L29 15H27ZM38 16H39V12H38L37 18H38ZM40 16H41V15H40ZM84 16H85V15H84ZM106 16L108 17V15H106ZM161 16H163V18H162ZM186 16H187V18H186ZM207 16H208V15H207ZM221 16H222V15H221ZM230 16H229V17H230ZM251 16H252V15H251ZM251 16H250V17H251ZM7 17H8V16H7V13H6V18H7ZM16 17H17V16H16ZM82 17H83V16H82ZM82 17H81V18H82ZM179 17H180L181 19H180ZM195 17H197V16H195ZM195 17H193V18H195ZM198 17H199V16H198ZM198 17H197V18H198ZM201 17H199V18L201 19ZM208 17H209V16H208ZM224 17H225V16H224ZM226 17H228V16H226ZM252 17H253V16H252ZM2 18H3V17H2ZM18 18H20V15L18 16ZM23 18H24V17H23ZM35 18H36V17H35ZM79 18H80V15H79ZM85 18H86V17H84V20H85ZM114 18H115V17H114ZM116 18H117V17H116ZM116 18H115V19H116ZM177 18H179V21H178ZM237 18H239V17H237ZM242 18H241V19H242ZM248 18H249V17H248ZM38 19H39V18H38ZM86 19H87V18H86ZM109 19H110V18H109ZM115 19H114V21H116V24H117V20H115ZM176 19H177V20H176ZM203 19H206V17H203ZM209 19H210V18H209ZM209 19H208V20H209ZM225 19H226V18H225ZM231 19H234V18H231ZM241 19H240V20H241ZM76 20H77V19H76ZM81 20H82V19H81ZM197 20H199V19H197ZM201 20H202V19H201ZM248 20H250V19H248ZM58 21H59V20H58ZM64 21H65V19H64ZM77 21H78V20H77ZM85 21H86V23H87V20H85ZM90 21H91V20H90ZM157 21H156V22H157ZM181 21H180V22H181ZM199 21H200V20H199ZM203 21H204V20H203ZM206 21H207V20H205V22H201V23H204V24H205ZM231 21H232V20H231ZM233 21H234V20H233ZM79 22H80V21H79ZM82 22H84V21H82ZM110 22H112V21H110ZM118 22H119V21H118ZM176 22H175V25H176ZM244 22L246 23V21H243V23H244ZM74 23H75V21H74ZM86 23H85V24H86ZM102 23H103V22H102ZM154 23H155V22H154ZM172 23H173V22H172ZM196 23H197V22H196ZM196 23H195V24H196ZM240 23H241V22H240ZM252 23H253V22H251V26H250V27H252ZM24 24H25V23H24ZM75 24H76V23H75ZM75 24H74V25H75ZM80 24H81V23H80ZM80 24L77 23V25H80ZM113 24H115V23L113 22ZM155 24H157V23H155ZM197 24H198V23H197ZM204 24H200V23H199L198 25H199V27H201V25H204ZM212 24H213V23H212ZM249 24H250V23H249ZM60 25H61V24H59L57 27H59ZM77 25H76V26H77ZM82 25H83V24H82ZM151 25H152V26H151ZM158 25H159V24H158ZM168 25H169L168 28H170L173 24H171V26H170V24H168ZM178 25H179V24H178ZM178 25H176L177 27H175V28H179ZM180 25H181V24H180ZM198 25H196L197 29L199 28ZM206 25H207V23H206ZM209 25H210V24H209ZM36 26H37V25H36ZM114 26H115V25H114ZM114 26H113V27H114ZM212 26H213V25H212ZM78 27H79V26H77L76 28H78ZM81 27H82V26H81ZM120 27H121V25H120ZM154 27H155V26H154ZM166 27H167V26H166ZM186 27H188V26H186ZM191 27H190V28H191ZM196 27H193V28H191V29L193 30V29L195 28L194 31H198V30L196 29ZM208 27H209V26H208ZM210 27H211V25H210ZM34 28H35V26H34ZM61 28H62V27H61ZM121 28H122V27H121ZM164 28H165V27H164ZM180 28H181V27H180ZM211 28H212V27H211ZM252 28H253V27H252ZM254 28H255V27H254ZM254 28H253V29H254ZM59 29H60V27H59ZM73 29H74V28H73ZM78 29H79V28H78ZM112 29H113V28H112ZM122 29H123V28H122ZM170 29H172V31L174 32V29H173V28H170ZM199 29H200V28H199ZM212 29H214V28H212ZM255 29H256V28H255ZM35 30H37V28H36ZM71 30H72V29H71ZM114 30H115V28H114ZM123 30H124V29H123ZM123 30H121V31H123ZM160 30H161V29H160ZM175 30H176V32H178V31H183L184 29H183V30H182V29H180V30L175 29ZM188 30H189V29H188ZM192 30H191V31H192ZM207 30H208V29H207ZM248 30H249V29H248ZM256 30H257V29H256ZM260 30H261V29H260ZM260 30H259V31H260ZM78 31H80V29H79ZM83 31H84V30H83ZM88 31H89V30H88ZM112 31H113V30H112ZM118 31H119V29H118ZM133 31H134V30H133ZM163 31H165V30H163ZM169 31L171 32V30H169ZM184 31H185V30H184ZM208 31H209V30H208ZM211 31H212V30H211ZM211 31H210V32H211ZM257 31H258V30H257ZM34 32H35V31H34ZM57 32H58V29H57ZM81 32H82V31H81ZM84 32H85V31H84ZM84 32H83V33H84ZM86 32H87V31H86ZM86 32H85V33H86ZM116 32H117V31H116ZM134 32H135V31H134ZM160 32H162V31H160ZM166 32H167V33H166ZM166 32H164V33H166L167 35H168V34L170 35V36L168 35V36L170 37L169 40L171 39L170 42H173V41H172V38H173V36H175V34H174V35H173V34L171 35L170 33H168V30H167ZM189 32H190V31H189ZM212 32H213V31H212ZM215 32H216V31H215ZM233 32H234V31H233ZM243 32H244V31H243ZM248 32H249V31H248ZM261 32L264 33L263 30H261ZM261 32H260V33H261ZM99 33H100V32H99ZM112 33H115V32H112ZM164 33H163V35H164ZM178 33H179V32H178ZM199 33H200V32H199ZM227 33H229V32H227ZM234 33H235V32H234ZM253 33H254V32H253ZM61 34H62V33H61ZM69 34H70V33H69ZM143 34H142V35H143ZM191 34H192V32H191ZM195 34H196V33H195ZM213 34H214V33H213ZM231 34H232V33H231ZM242 34H243V33H242ZM39 35H41V34H39ZM58 35H59V37L61 36L60 34H58ZM117 35H118V33H117ZM117 35H115V37H117ZM142 35L140 34V36H142ZM180 35H181V34L179 33V39H180V38L182 39V36H180ZM200 35H201V34H200ZM200 35H199V36H200ZM210 35H212V33H210ZM222 35H224V34H222ZM229 35H230V34H229ZM232 35L234 36V34H232ZM237 35H238V34H237ZM240 35H241V33H240ZM5 36H6V35H5ZM5 36H3V37H5ZM33 36H34V35H33ZM69 36H70V35H69ZM87 36H88V35H87ZM122 36H123V35H121V37H122ZM125 36H126V35H125ZM148 36H149V38H148ZM164 36H166V35H164ZM164 36H163V38H161V41H164V40H163V39H165ZM186 36H187V34H186ZM196 36H198V35L196 34ZM217 36L219 37L220 35H217ZM217 36H216V37H217ZM256 36H257V35H256ZM261 36H262V35H261ZM88 37H89V36H88ZM121 37H120V38H121ZM144 37H143V40H146V38L144 39ZM171 37H172V38H171ZM175 37H176V36H175ZM201 37H202V36H201ZM214 37H215V35H214ZM227 37L229 38L230 36L227 35ZM234 37H235V36H234ZM241 37H242V36H241ZM244 37H246V36L244 35ZM248 37H249V36H248ZM248 37H246L247 39H246V38H240L239 35H238V38L241 39V41H242L243 39L248 40V39H249ZM252 37H253V36H252ZM262 37H263V36H262ZM34 38H35V36H34ZM34 38H33V39H34ZM117 38H118V37H117ZM185 38H186V37H185ZM187 38H188V36H187ZM223 38H224V37H223ZM225 38H226V36H225ZM225 38H224V39H225ZM230 38H232V37H230ZM254 38H255V36H254ZM35 39H36V38H35ZM69 39H70V38H69ZM88 39H89V38H88ZM140 39H142V38H140ZM150 39H151V38H150ZM154 39H155V38H154ZM179 39H178V41H179ZM190 39H191V37H190ZM199 39H200V38H199ZM224 39H223V40H224ZM239 39H238V40H239ZM263 39H264V38H263ZM58 40H59V38H58ZM89 40H90V39H89ZM158 40L160 41V39H158ZM185 40H186V39H185ZM188 40H189V39H188ZM195 40H196V39H195ZM203 40H204V39H203ZM208 40H209V39H208ZM211 40H212V39H211ZM223 40H222V41H223ZM235 40H236V39H235ZM33 41H34V40H32V42H33ZM67 41H68V39H67ZM101 41H103V40L101 39ZM120 41H121V40H120ZM125 41H126V39H125ZM147 41H150V40H146V41H145V42L147 43V46L149 47V44H148ZM176 41H177V37H176ZM180 41H181V40H180ZM180 41H179V42H180ZM199 41H200V40H199ZM206 41H207V39L204 40V42H206ZM219 41H220V40H219ZM222 41H221V42H222ZM228 41H229V39L227 40L226 43H228ZM236 41H237V40H236ZM244 41H245V40H244ZM249 41H250V40H249ZM260 41H261V40H259V42H260ZM26 42H27V41H26ZM114 42H115V41H114ZM123 42H124V41H123ZM126 42H127V41H126ZM151 42H152V41H151ZM151 42H150V43H151ZM153 42H154V41H153ZM157 42H158V41H157ZM165 42H168V43H169V41H168V37H167V41H164V43H165ZM179 42H178V43H179ZM186 42H187V41H186ZM188 42H189V41H188ZM196 42H197V41H196ZM202 42H203V41H202ZM217 42H218V41L216 40V43H217ZM224 42H225V40H224ZM224 42H223V43H224ZM242 42H243V41H242ZM245 42H246V41H245ZM245 42H244V43H245ZM259 42H258V43H259ZM29 43H30V42H29ZM57 43H58V41H57ZM120 43H121V42H120ZM128 43H129V42H128ZM128 43H127V44H128ZM130 43H131V42H130ZM146 43L144 44V42H142V44H144V45H146ZM159 43H163V42H159ZM168 43H167V46L164 47V49H162L161 47H163V46H160L159 44H158L159 46L157 45L156 49H157V50L160 49V51H161L162 53H163L164 50H166V51H165L166 54H167V52H168L169 54L171 53L172 55H176V54H173V51H172L171 49H170L171 52L167 51V49H168V45H169L170 48L172 47V45L170 46V44H168ZM178 43H177L175 46H177ZM197 43H198V42H197ZM212 43H213V42H212ZM212 43L209 44L208 41H207V42H206V45H208L207 47H211V46H212V45H211ZM214 43H215V42H214ZM236 43H238V45H239V44H240V41H239V42H236ZM236 43L233 44V45H235V47H237V46H236ZM247 43H249V42H246V44H247ZM258 43H257V44H258ZM65 44H66V43H65ZM65 44H64V45H65ZM67 44H68V43H67ZM127 44H126V45H127ZM151 44H152V43H151ZM155 44H156V43H154V45H155ZM179 44H183V43L180 42ZM190 44H191V43H190ZM200 44H202V43H200ZM200 44H199V45H200ZM219 44H222V43L219 42ZM229 44H230V43H229ZM229 44H226V45L228 46ZM249 44H250V43H249ZM249 44H248V45H249ZM261 44L264 45L263 42H261ZM40 45H41V44H40ZM124 45H125V44H124ZM128 45H130V44H128ZM128 45H127V46H128ZM185 45H187V43H185ZM188 45H189V44H188ZM202 45H203V44H202ZM206 45H205V46H206ZM209 45H211V46H209ZM216 45H217V44H216ZM223 45H224V44H223ZM251 45H253V44H251ZM38 46H39V45H38ZM116 46H117V45H116ZM127 46H125V48H126ZM150 46H151V45H150ZM175 46H174V47H175ZM183 46H184V45H183ZM205 46H204V47H205ZM240 46H241V45H240ZM240 46H239V48H240ZM244 46L246 47V45H243V47H244ZM259 46H260V44H259ZM35 47H36V46H35ZM174 47H172V48H174ZM184 47H186V46H184ZM189 47H190V46H189ZM200 47H202V46H200ZM204 47H203V48H204ZM215 47H216V46H215ZM219 47H220V45H219ZM222 47H223V46H222ZM222 47L218 48V46H217L218 49H221ZM224 47H225V46H224ZM228 47H230V48H227V49H226V47H225V48H223V49H226V51H227V50L229 51V52L227 51V56H229V55L232 56L233 53H231V52H232V51L234 52V51L236 50V48H233V49H232V46H231V45L228 46ZM245 47L242 48V49H245ZM254 47H255V46H254ZM33 48H34V45H33ZM40 48H41V47H40ZM63 48H64V47H63ZM129 48H130V47H129ZM146 48H147V47H146ZM150 48H151V47H150ZM179 48H180V47H179ZM211 48H213V47H211ZM237 48H238V47H237ZM252 48H253V47H251V49H252ZM26 49H27V48H26ZM105 49H106V48H105ZM130 49H131V48H130ZM156 49H155V50H156ZM181 49H182V48H181ZM184 49H185V48H184ZM190 49H191V48H189V50H190ZM204 49H207V48L205 47ZM209 49H210V48H209ZM215 49H216V48H215ZM242 49H240V51H241ZM246 49H247V48H246ZM251 49L248 48V50H250L251 52H252V50H253V52L256 51L255 48H253L252 50H251ZM254 49H255V50H254ZM260 49H261V48H260ZM128 50H129V49H128ZM162 50H163V51H162ZM168 50H169V49H168ZM177 50H178V48H177ZM189 50H188V51H189ZM207 50H208V49H207ZM210 50H212V49H210ZM262 50H263V49H262ZM15 51H16V50H15ZM56 51H60V49H56ZM69 51H70V50H69ZM129 51H130V50H129ZM196 51H197V50H196ZM198 51H200V50H198ZM203 51H204V50H203ZM203 51H201V53H202ZM217 51H218V50H217ZM230 51H231V52H230ZM240 51H239V50H238V51L236 50L235 53H236V54H237V52L240 53ZM242 51H243V50H242ZM244 51H245V50H244ZM123 52H124V50H123ZM151 52L153 53V51H151ZM161 52H154V54L157 53V54L160 56V53H161ZM178 52L181 53L180 51H178ZM205 52H206V51H204V53H205ZM211 52H212V51H211ZM211 52H210V54H211ZM218 52H219V51H218ZM218 52H217V53H218ZM220 52H221V54H222V52H225V50H224V51H220ZM245 52H246V51H245ZM253 52L250 54L251 59H250L249 56H247V61H248L249 59H250V60H249L248 62H246V64L244 63L245 61L243 62L242 60H240V59L242 58V57H240V56H242L243 53H241V55H238V54H237L238 56H236V57H240V59H238V60H240V62H241L242 64L244 63L245 65H247V64L249 65V63L251 64L250 61L252 60V57H253L252 54H253ZM5 53H6V52H5ZM5 53H3V55H5ZM13 53H15V52H13ZM29 53H30V51H29ZM48 53H49V52H48ZM91 53H92V52H91ZM97 53H98V52H97ZM133 53H134V52H133ZM133 53H131V54H133ZM162 53H161V56H163V54H165V53H163V54H162ZM179 53H177V56L179 55ZM194 53H197V52H194ZM198 53H199V52H198ZM228 53H229V55H228ZM247 53H248V52H247ZM249 53H250V52H249ZM254 53H256V52H254ZM263 53H264V52H262L261 54H263ZM30 54H31V53H30ZM57 54H58V52H57ZM89 54H90V53H89ZM100 54H101V53H100ZM125 54H126V53H125ZM129 54H130V52H129ZM245 54H246V53H245ZM3 55H2V56H3ZM93 55H94V54H93ZM101 55H102V54H101ZM111 55H112V54H111ZM167 55H168V54H167ZM206 55H208V57H209V51L207 52ZM206 55H205V56H206ZM213 55H214V56H213ZM218 55L220 56V54H218ZM223 55H224V54H223ZM243 55H244V54H243ZM246 55H248V54H246ZM263 55H264V54H263ZM12 56H13V55H12ZM31 56H32V55H31ZM180 56H181V54H180ZM194 56H195V54H194ZM199 56H200V55H199ZM210 56H213V57H209V58H211L210 61L212 62V63H211V62H209V63L212 64L213 69H214V68L216 69V67H218V66L221 65V64L219 63L220 60L217 61L216 59H214V57H219V56H216L215 53H212V55H210ZM225 56H226V55H225ZM225 56H223L224 58H223L222 56H220L222 62H226V58H225ZM233 56H235V55L233 54ZM3 57H5V56H3ZM41 57H42V56H41ZM91 57H93V56L91 55ZM98 57H99V56H98ZM128 57H129V55H128ZM197 57H198V56L196 55V58H197ZM208 57H207V58H208ZM248 57H249V59H248ZM256 57H257V55H256ZM262 57H263V56H262ZM11 58H12V57H11ZM78 58H79V57H78ZM95 58H96V57H94V59H95ZM123 58H124V57H123ZM125 58H126V55H125ZM155 58H156V57H155ZM155 58H154V59H155ZM169 58L171 59V56H169ZM169 58H167L166 60H168ZM178 58H179V57H178ZM196 58H194V59H196ZM202 58L204 59V56H203ZM209 58H208V59H209ZM230 58H231V57H230ZM234 58H235V57H234ZM243 58L246 59V56H243ZM243 58H242V59H243ZM160 59H161V58H160ZM170 59H169V61H170ZM172 59H174V57H173ZM182 59H183V58H182ZM186 59H187V58H186ZM212 59H213V60H212ZM224 59H225V61H223ZM256 59H257V58H256ZM256 59H254V60H256ZM261 59H262V58H261ZM1 60H5V59H1ZM92 60H93V58H92ZM122 60H123V59H122ZM127 60H129V59H127ZM150 60H152V58H150ZM174 60H175V59H174ZM190 60H191V59H190ZM196 60L198 61V58H197ZM196 60H195V61H196ZM214 60H215V61H214ZM235 60H236V59H235ZM235 60H234V61H235ZM238 60H237V61H238ZM254 60H253V61H254ZM259 60H260V59H259ZM263 60H264V59H263ZM37 61H38V60H37ZM40 61H42V59H41ZM46 61H47V60H46ZM52 61H53V60H52ZM103 61H104V60H103ZM124 61H125V60H124ZM162 61H163V59H162ZM164 61H165V60H164ZM169 61H168V62H169ZM179 61H180V60H179ZM179 61H176V62H178V64L176 63L177 65H179V63H181V61H180V62H179ZM185 61H186V60H185ZM197 61H196V62H197ZM200 61H201V60H200ZM207 61H209V60H207ZM213 61H214V62H213ZM216 61H217V63H216ZM227 61L231 63L232 60H231V61L227 60ZM237 61H235V62L237 63ZM34 62H35V60H34ZM97 62H98V61H97ZM105 62H106V60H105ZM125 62H126V61H125ZM158 62H160V61H158ZM165 62H167V61H165ZM182 62H183V61H182ZM203 62H204V60H203ZM235 62H234V63H235ZM3 63H5V61L1 62V64H3ZM54 63H55V62H54ZM93 63L95 64L94 61H93ZM127 63H131V62L127 61ZM132 63H133V62H132ZM149 63H151V62H149ZM187 63H189V61H188ZM187 63H186V65H188ZM206 63H207V62H206ZM213 63H216L217 65H216V66H213ZM218 63H219V65H218ZM232 63H233V62H232ZM241 63L238 62L237 65H238V64L240 65ZM257 63H258V62H257ZM262 63H263V62H262ZM8 64H9V63H8ZM8 64H7V65H8ZM33 64L35 65V63H33ZM47 64H48V63H47ZM134 64H135V63H134ZM173 64H174V63H173ZM198 64H199V63H198ZM207 64H208V63H207ZM211 64H210V65H211ZM258 64H259V63H258ZM37 65H38V64H37ZM37 65H36V66H37ZM71 65H72V64H71ZM77 65H78V64H77ZM96 65H97V63H96ZM126 65H129V64H126ZM147 65H148V64H147ZM184 65H185V63H183V68L185 67V68H184V70H185V69H187V68H186V65H185V66H184ZM200 65H201V62H200ZM200 65H198V66H200ZM226 65H227V63H226ZM226 65H225V67H228V65H227V66H226ZM237 65H235V66H237ZM239 65H238V66H239ZM261 65H262V64H261ZM2 66H3V65H1V67H2ZM130 66L132 67V65H130ZM130 66H129V67H130ZM174 66H175V65H174ZM192 66H194V64L191 62V67H192ZM202 66H203V65H202ZM202 66H201V67H202ZM204 66H206V65H204ZM229 66H230V64H229ZM231 66H233V65L231 64ZM235 66H234V69L239 68L238 66H237V68H236ZM240 66H241L240 70H241V69H244V68L247 69V68L249 67V66H248V67L245 66L244 68H242V66H244V65H240ZM251 66H252V65H251ZM251 66H250V67H251ZM3 67H5V66H3ZM22 67H25V65H24V66L22 65ZM32 67H34V66H32ZM39 67H40V65H39ZM86 67H87V66H86ZM95 67H96V66H95ZM131 67H130V68H131ZM181 67H182V65H181ZM212 67H211V69H212ZM220 67L224 68L223 65H221ZM250 67H249V69H250ZM253 67H254V66H253ZM6 68L8 69V66H7ZM10 68H13V67H10ZM15 68H16V72H19V69H17V67H15ZM19 68H20V67H19ZM34 68H35L34 70L36 71V67H34ZM48 68H50V67L48 66ZM48 68H47V70H49ZM61 68H62V67H61ZM97 68H98V67H97ZM97 68H96V69H97ZM133 68H134V67H133ZM133 68H131V70H132ZM173 68H175V67H173ZM178 68H180V67H178ZM192 68H194V67H192ZM195 68H198V69H199L200 67H196V66H195ZM1 69H3V68H1ZM30 69H31V67H30ZM39 69H41V67H40ZM54 69H55V68H54ZM54 69H53V70H54ZM57 69H59V67H57ZM188 69H189V68H188ZM205 69L207 70V68H205ZM205 69H204V70H205ZM209 69H210V68H209ZM211 69H210V71H211ZM215 69H214V70H215ZM219 69H220V68H219ZM219 69H218V70H219ZM230 69H231V68H230ZM234 69H233V72L230 71L231 74H232V73H235L236 70L234 71ZM251 69H252V68H251ZM17 70H18V71H17ZM31 70H32V69H31ZM31 70H29V71L31 72ZM34 70H32V71H34ZM44 70H46V69L44 68ZM74 70H75V69H74ZM127 70H128V69H127ZM129 70H130V69H129ZM131 70H130V71H131ZM151 70H152V69H151ZM194 70H195V69H194ZM194 70H193V71H194ZM196 70H197V69H196ZM201 70H202V72H203V69H201ZM214 70H212V71L214 72ZM216 70H217V69H216ZM216 70H215V71H216ZM223 70H224V69H223ZM244 70H245V69H244ZM253 70H254V69H253ZM20 71H21V70H20ZM37 71H38V70H37ZM37 71H36V72H37ZM40 71H41V70H40ZM58 71H59V70H58ZM78 71H79V70H78ZM98 71H99V70H98ZM130 71H128L129 74H132V72H130ZM153 71H154V70H153ZM185 71H186V70H185ZM191 71H192V69H191ZM191 71H190V72H191ZM198 71H200V70H198ZM210 71H209V72H210ZM212 71L210 72V75H211V73H213ZM228 71H229V67H228ZM246 71H247L248 73L250 72L248 69H247ZM246 71H245V76H244V77H248V76H247L248 73H247ZM251 71H252V70H251ZM263 71H264V70H263ZM71 72H72V70L70 71V73H71ZM172 72H173V71H172ZM195 72H196V71H195ZM200 72H201V71H200ZM200 72H198L199 75H201ZM209 72L207 71V73H206V72L204 71V73H206V75H207V76L205 75V77H208V76H209V75H208ZM217 72H218V71H217ZM241 72H242V71H241ZM7 73H8V72H7ZM9 73H10V71H9ZM14 73H15V72H14ZM31 73H32V72H31ZM42 73H43V72H42ZM44 73H45V72H44ZM49 73H50V72H49ZM54 73H55V72H54ZM77 73H78V72H77ZM159 73H160V72H159ZM204 73H202V74H204ZM218 73H219V72H218ZM225 73H226V72H225ZM243 73H244V71H243L241 74H240L239 72H238V74H237V72H236L237 76H239V77H237V78H239L237 81H240V79L242 78L241 75H242ZM253 73H254V72H253ZM19 74H20V73H19ZM19 74H18V75H19ZM45 74H46V73H45ZM215 74H216V72H215ZM219 74H220L219 77H222L221 73H219ZM231 74H230V75H231ZM18 75H17V76H18ZM22 75H23V74H22ZM29 75H30V76H29L28 80H31L32 76H33V77H34V75L38 76V73H37V74H33V75H32V74H29ZM42 75H43V74H42ZM65 75H66V74L64 73V76H65ZM71 75H72V74H71ZM71 75H70V76H71ZM73 75H74V74H73ZM101 75H102V73H101ZM134 75H135V74H134ZM160 75H162V74H160ZM15 76H16V74H15ZM67 76H68V75H67ZM70 76H69V77H70ZM135 76H136V75H135ZM157 76H158V75H157ZM213 76H215V75L212 74L211 76H209V78L211 77V79L214 80ZM216 76L218 77V74H217ZM227 76H228V75H227ZM233 76H234V75H233ZM233 76L231 75L232 79H233ZM240 76H241V78H240ZM250 76H251V75H250ZM7 77H8V76H7ZM7 77H5V79H8ZM13 77H14V76H13ZM18 77H19V76H18ZM39 77H40V75H39ZM50 77H51V76H50ZM98 77H99V76H98ZM101 77H102V76H101ZM186 77H187V76H186ZM20 78H21V77H20ZM23 78H24V77H23ZM52 78H53V77H52ZM52 78H50V79H52ZM88 78H89V77H88ZM130 78H131V77H130ZM130 78H129V79H130ZM134 78H136V77H134ZM141 78H142V77H141ZM170 78H171V77H170ZM193 78H194V77H193ZM201 78H202V75H201ZM201 78H200V79H201ZM252 78H253V77H252ZM252 78H251V79H252ZM15 79H17V77H16ZM15 79H14V80H15ZM24 79H25V78H24ZM39 79H41V78H37V82L39 81ZM53 79H54V78H53ZM57 79H58V78H57ZM59 79H60V78H59ZM100 79H102V78H100ZM131 79H132V78H131ZM163 79H164V78H163ZM168 79H169V78H168ZM172 79H174V78H172ZM172 79H171V80L169 79V80H170V83H172V84H176V83H173L174 80H172ZM177 79H178V78H177ZM204 79H206V78H204ZM207 79H208V78H207ZM207 79H206V81H210V83H211V79H209V80H207ZM215 79H216V77H215ZM218 79H219V78H218ZM224 79H225V78H224ZM247 79H248V78H246V80H247ZM249 79H250V78H249ZM28 80H27V81H28ZM34 80H35V78H33V80H31V81L33 82ZM55 80H56V79H55ZM63 80H64V79H63ZM86 80H87V79H86ZM139 80H140V79H139ZM221 80H222V79H221ZM229 80H230V77H229V79H227L226 81L229 82ZM242 80H243V79H242ZM8 81H9V80H8ZM15 81H16V80H15ZM15 81H14V82H15ZM17 81H18V80H17ZM25 81H26V80H25ZM31 81H30L29 83H31ZM84 81H85V80H84ZM131 81H132V80H131ZM136 81H137V80H136ZM171 81H173V82H171ZM175 81H176V79H175ZM178 81H179V80H178ZM180 81H182V80H180ZM180 81H179V82H180ZM214 81H216V80H214ZM214 81H213V82H214ZM230 81H232V80H230ZM237 81L235 80V84L232 83V84L235 85V86L231 85V83H230V85H231L233 88H234V87L236 88V84H238ZM9 82H10V81H9ZM40 82H41V81H40ZM44 82H45V81H44ZM133 82H134V81H133ZM167 82H169V81H167ZM200 82H201V81H200ZM217 82H219V81H217ZM240 82H241V81H240ZM240 82H239V83H240ZM25 83H26V82H25ZM35 83H36V82H35ZM38 83H39V82H38ZM45 83H47V81H46ZM45 83H44V84H45ZM66 83H67V82H66ZM81 83H82V82H81ZM112 83H113V82H112ZM162 83H163V82H162ZM181 83H182V82H181ZM183 83H184V82H183ZM202 83H204V82H202ZM207 83H208V82H206V84H207ZM210 83H208V84L210 85ZM27 84H28V83H27ZM100 84H102V83H100ZM131 84H132V82H131ZM131 84H129V85L132 86ZM135 84L137 85V83L134 82L133 85L135 86ZM139 84H141V83H139ZM165 84H166V82H165ZM204 84H205V83H204ZM213 84H214V83H212L211 85H213ZM222 84H224V83H222ZM226 84H227V82L225 83V85H226ZM3 85H5V88H4V89H5V93H3V96H2V97H3L4 99L2 100V102L4 101L5 103H3L4 105H3V104H1V105L3 106V113H2V114L5 115V117H6V123H5L6 126H7V127L9 126V127H11V129L16 130V131H19L18 128L22 127L24 124L27 125V126H30V129H31V127H34V126L37 128V127H38L37 125H39V122H38L37 125H35V124L32 125V124H31V125H32V126H31V125H29V124H26L27 121H25V119L27 118V116L25 117V113L30 111V110L28 111V108L30 107V106L28 107V105H29L28 103H32V102H31V101H32V100H31V96H32V95L30 96V93H29V92H30L31 90L33 91L34 89H36V88H35L36 85H32V84H31V85L34 87V89H33V87L31 86L32 89H31L30 91H29V88H27V87L25 86V87H26V92H27V90L29 91V92H27V93H28V97H27V95H26L27 93H25V94L23 93L22 95H25V96H23V97H20L19 95H16L17 93L15 94L16 90L14 91L13 88H14V87H17V86H15L16 84H14V87L11 86V85L9 86V85H7V84H3ZM12 85H13V84H12ZM39 85L44 86L42 83L39 84ZM46 85H47V84H46ZM46 85H45V86H46ZM55 85H56V84H55ZM169 85H170V84H169ZM169 85H167V86H169ZM183 85H184V84H183ZM186 85H187V84H186ZM186 85H185V88H187ZM190 85L192 86V84H190ZM52 86H53V85H52ZM126 86H127V85H126ZM175 86H176V85H175ZM227 86H228V84H227ZM231 86H229V87H231ZM238 86H239V85H238ZM242 86H244V83H243ZM255 86H256V85H255ZM36 87H37V86H36ZM40 87H41V86H40ZM40 87H39V88H40ZM80 87H81V86H80ZM100 87H101V86H100ZM152 87H154V86H152ZM165 87H166V86H165ZM176 87H177V86H176ZM208 87H209V86H208ZM221 87H223V86H221ZM221 87H220V88H221ZM225 87H226V86H225ZM232 87H231V88H232ZM245 87H246V85H245ZM248 87H249V86H248ZM41 88L44 90L43 87H41ZM41 88H40V90H42ZM45 88H46V87H45ZM47 88H48V87H47ZM47 88H46V89H47ZM51 88H52V87H51ZM55 88H56V87H55ZM66 88H67V87H66ZM82 88H83V86H82ZM124 88H126V87H124ZM135 88H136V87H135ZM140 88H141V87H140ZM160 88H161V87H160ZM173 88H175V87H173ZM183 88H184V86H183ZM185 88H184V89H185ZM192 88H193V90H194V86H192ZM205 88H206V87H205ZM235 88L232 89V90H235ZM241 88H242V87H241ZM0 89H1V88H0ZM14 89H15V88H14ZM16 89H17V88H16ZM48 89H50V88H48ZM80 89H81V88H80ZM164 89H165V88L162 89V90H163L162 92L159 91L160 94H159L158 92H156V93H158V95H160L161 97H163V96L161 95V93L163 94L164 91H167L166 89H165V90H164ZM168 89H170V87H169ZM176 89H180V88L178 87V88H176ZM214 89H215V88H213V90H214ZM225 89H226V88H225ZM236 89H237V88H236ZM38 90H39V89H38ZM50 90H51V89H50ZM66 90H67V89H66ZM69 90H70V88H69ZM72 90H73V88H72ZM90 90H91V89H90ZM134 90H135V89H134ZM137 90H138V88H137ZM159 90H160V89H159ZM171 90H172V89H171ZM180 90H181V89H180ZM185 90H186V89H185ZM185 90H184V91H185ZM191 90H192V89L189 90L190 93L192 92ZM221 90H223V89H221ZM227 90H228V89H227ZM227 90H226V91H227ZM245 90H246V88H245ZM248 90H249V89H248ZM250 90H251V89H250ZM57 91H58V90H57ZM98 91H99V90H98ZM124 91H125V89H124ZM130 91H131V90H130ZM135 91H136V90H135ZM135 91H134V94H135ZM172 91H174V89H173ZM172 91L170 92V95H171V93L173 94ZM187 91H188V90H187ZM236 91H237V90H236ZM239 91H240V88H239V90H238V93H239ZM241 91H242V90H241ZM0 92H1V91H0ZM23 92H24V90H23ZM33 92H34V91H33ZM33 92H32V93H33ZM43 92H45V90H44ZM48 92H49V91H48ZM55 92H56V91L54 90L53 93H55ZM137 92H138V91H137ZM139 92H140V91H139ZM154 92H155V91H154ZM177 92H178V91H177ZM195 92H196V91H195ZM195 92H194V93H195ZM215 92H216V91H215ZM228 92H229V91H228ZM228 92H227V94L229 95L230 92H229V93H228ZM243 92H244V91H243ZM243 92H242V93H243ZM249 92H250V91H249ZM1 93H2V92H1ZM35 93H36V92H35ZM40 93H42V91H40ZM46 93H47V92H46ZM46 93H45V94H46ZM50 93H51V92H50ZM141 93H142V92H141ZM166 93H167V92H166ZM166 93H165V94H166ZM190 93H189V94H190ZM205 93H206V92H205ZM8 94H11V96H9ZM36 94H37V93H36ZM48 94H49V93H48ZM57 94H58V93H57ZM98 94H99V92H98ZM131 94H133V92H132ZM139 94H140V93H139ZM198 94H199V93H198ZM198 94H197V95H198ZM1 95H2V94H1ZM22 95H21V96H22ZM40 95H41V94H40ZM52 95H53V94H52ZM101 95H102V94H101ZM140 95H141V94H140ZM166 95L168 96V95H169V92H168V94H166ZM166 95H165V96H166ZM194 95H195V94H194ZM220 95H221V93H220ZM228 95H226V97H227ZM241 95H242V94H241ZM37 96H38V94H37ZM50 96H51V95H49V97H50ZM54 96H55V95H54ZM78 96H79V95H78ZM135 96H137V95H135ZM165 96H164V97H165ZM209 96H210V95H209ZM229 96H230V95H229ZM41 97H42V96H41ZM41 97L39 98V96H38L39 99H41ZM158 97H159V96H157V98H158ZM161 97H160V98H161ZM168 97H170V99L172 98L171 96H168ZM192 97H193V96H192ZM197 97H198V96H197ZM200 97H201V96H200ZM222 97H223V95H222ZM33 98H34V97H33ZM35 98H36V97H35ZM38 98H37V99H38ZM57 98H58V97H57ZM71 98H72V97H71ZM138 98H139V97H137L136 99H138ZM149 98H150V97H149ZM151 98H152V97H151ZM155 98H156V97H155ZM227 98H228V97H227ZM242 98H243V97H242ZM8 99H9V100H8ZM37 99H36V102L39 104L40 101H39V99H38V101H39V102H38ZM51 99H52V98H51ZM59 99H60V98H59ZM67 99H68V98H67ZM130 99H131V97H130ZM136 99H135V100H136ZM141 99H142V98H141ZM141 99H139L140 102H141ZM161 99H162V98H161ZM173 99H176V98H173ZM187 99H188V97H187ZM214 99H215V98H214ZM34 100H35V99H34ZM41 100H42V103H43V99H41ZM46 100H47V97H46ZM46 100H44V101H46ZM49 100H50V98H49ZM53 100H54V99H53ZM53 100H52V101H53ZM55 100H56V99H55ZM55 100H54V101H55ZM176 100H177V99H176ZM176 100H173V101H175V103H176ZM196 100H197V99H196ZM198 100H199V98H198ZM198 100H197L196 102H198ZM222 100H223V99H222ZM245 100H246V99H245ZM245 100H244V101H245ZM50 101H51V100H50ZM57 101H59V100H57ZM57 101H56V102H57ZM66 101H67V100H66ZM93 101H94V100H93ZM105 101H106V98H105ZM118 101H119V100H118ZM151 101H153V100H151ZM154 101H155V100H154ZM169 101H170V100L167 99V102H166V103H169V104H170L171 102H169ZM188 101H189V100H188ZM209 101H210V99H209ZM227 101H228V100H227ZM231 101H234V100H231ZM236 101H237V100H236ZM56 102H54V103H56ZM60 102H61V100H60ZM62 102H63V101H62ZM69 102H70V101H69ZM89 102H90V101H89ZM100 102H101V101H100ZM100 102H99V105H100ZM135 102H136V101H135ZM135 102H134V103H135ZM140 102H139V103H140ZM143 102H144V101H143ZM162 102H163V101H162ZM183 102H184V101H183ZM229 102H230V101H229ZM238 102H240L239 99H238ZM238 102H237V103H238ZM252 102H253V101H252ZM252 102H250V103H252ZM0 103H1V102H0ZM44 103H45V102H44ZM44 103H43V104H44ZM67 103H68V102H67ZM67 103H66V104H67ZM74 103H75V102H74ZM84 103H85V102H84ZM101 103H102V102H101ZM141 103H142V102H141ZM175 103H174V104H175ZM177 103H178V102H177ZM184 103H185V102H184ZM184 103H182V104H184ZM192 103H193V102H192ZM192 103H191V104H192ZM205 103L207 104V101H206ZM230 103H231V102H230ZM38 104H37V106H39ZM43 104H42V105H43ZM47 104H48V102H47ZM85 104H86V103H85ZM88 104H89V103H88ZM91 104H92V102H91ZM137 104H138V103H137ZM142 104H144V103H142ZM164 104H165V103H164ZM169 104H168V106H169ZM198 104L200 105L199 102H198ZM1 105H0V110L2 109ZM31 105H33V104H31ZM35 105H36V104H35ZM42 105H41V106H42ZM53 105H54V104H53ZM83 105H84V104H83ZM159 105H160V104H159ZM185 105H187V104H185ZM201 105H202V104H201ZM232 105H233V104H232ZM45 106H46V104H45ZM54 106H55V105H54ZM67 106H68V105H67ZM87 106H88V105H87ZM131 106H132V105H131ZM135 106H136V104H135ZM138 106H139V107H142V106H140V105H138ZM144 106H145V105H144ZM165 106H166V104H165ZM175 106H176V105H175ZM34 107H35V106H34ZM49 107H50V106H49ZM49 107H48V108H49ZM72 107H73V105H72ZM99 107H100V106H99ZM99 107H98V108H99ZM160 107H161V106H160ZM201 107H202V106H201ZM203 107H204V106H203ZM32 108H33V107H32ZM35 108H36V107H35ZM37 108H38V107H37ZM37 108H36V109H37ZM40 108H43V109H44L43 106L40 107ZM40 108H39V109H40ZM48 108H47V109H48ZM50 108H51V107H50ZM52 108H53V107H52ZM56 108H57L58 110L61 109V107H60V109H59L58 107H56ZM68 108H69V107H68ZM81 108H82V107H81ZM83 108H84V107H83ZM111 108H112V107H111ZM136 108H137V106H136ZM146 108H147V107H146ZM29 109H31V107H30ZM101 109H102V106H101ZM101 109H100V111H101ZM163 109H166V108L163 107ZM178 109H180V108H178ZM206 109H207V108H206ZM210 109H212V108H209V110H210ZM215 109H217V108H215ZM26 110H27V111H26ZM44 110H45V109H44ZM49 110H50V109H48V113L51 114L52 112L50 113ZM84 110H86V108H84ZM121 110H122V109H121ZM121 110H120V111H121ZM127 110H129V109H127ZM131 110H132V109H131ZM139 110H140V109H139ZM142 110H143V107H142ZM157 110H158V109H157ZM160 110H161V109H160ZM187 110L190 111L191 109H190V110L187 109ZM240 110H241V109H240ZM45 111H46V110H45ZM125 111H126V110H125ZM144 111H145V110H144ZM148 111H149V110H148ZM165 111H166V110H165ZM167 111H168V110H167ZM188 111H185V112H188ZM203 111H204V110H203ZM210 111H211V110H210ZM212 111H213V110H212ZM231 111H233V110H231ZM40 112H41V111H39L38 113H40ZM66 112H67V111H66ZM82 112H83V111H82ZM90 112H91V111H90ZM145 112H146V111H145ZM145 112H144V113H145ZM149 112H150V111H149ZM160 112H161V111H160ZM170 112H171V111H170ZM240 112H241V111H240ZM45 113H46V112H45ZM53 113H55V112H53ZM64 113H65V112H64ZM79 113H80V112H79ZM83 113H84V112H83ZM118 113H119V112H118ZM144 113H142V114H144ZM202 113H203V112H202ZM208 113H209V112H208ZM211 113H212V112H211ZM213 113H214V112H213ZM218 113H219V112H218ZM236 113H237V112H236ZM27 114H28V113H27ZM27 114H26V115H27ZM29 114H30V113H29ZM43 114H44V113L42 112V115H43ZM55 114L58 115V113H55ZM70 114H71V113H70ZM145 114H146V113H145ZM149 114H150V113H149ZM164 114H165V113H163V115H164ZM199 114H200V113H199ZM203 114H204V113H203ZM220 114H221V113H219V117H221ZM30 115H31V114H30ZM33 115H35V114L33 113L32 116H33ZM37 115H38V114H37ZM42 115H41V114L38 115V116H39L38 119L41 120V122H44V117H46V116L43 115L44 117H43L42 119H40V118H41L40 116H42ZM46 115H47V113H46ZM57 115H56V116H57ZM83 115H85V113H84ZM127 115H128V114H127ZM138 115H139V113H138ZM140 115H141V114H140ZM159 115H160V114H159ZM186 115H187V113H186ZM205 115H206V113H205ZM212 115H213V114H212ZM212 115H211V116H212ZM217 115H218V114H217ZM35 116H36V115H35ZM80 116H82V114H80ZM80 116H79V118H80ZM141 116H142V115H141ZM164 116H165V115H164ZM179 116H180V115H179ZM189 116H190V113H189ZM201 116L203 117V115H201ZM206 116H207V115H206ZM209 116H210V115H208V118H209ZM214 116H216V115H214ZM50 117H51V116H50ZM143 117H144V116H143ZM143 117H141V118H143ZM146 117H148V120L150 119L149 116H146ZM161 117H162V116H161ZM36 118H37V116H36ZM48 118H49V117H48ZM72 118H73V117H72ZM79 118L77 119L78 121H79ZM156 118H157V117H156ZM159 118H160V116H159ZM183 118H185V116H184ZM212 118H213V116H212ZM30 119H31V118H30ZM33 119L35 120V117H34V116H33ZM38 119H37V120H38ZM45 119H46V118H45ZM53 119H54V117H53ZM64 119H65V118H64ZM66 119H67V118H66ZM66 119H65V120H66ZM102 119H103V118H102ZM138 119L140 120V118H138ZM143 119L145 120V118H143ZM161 119H162V118H161ZM189 119H190V121H191L192 118H189ZM203 119H204V118H203ZM42 120H43V121H42ZM48 120H49V119H48ZM54 120H55V119H54ZM59 120H60V119H59ZM82 120H83V117H82ZM141 120H142V119H141ZM179 120H180V119H179ZM185 120H186V119H185ZM213 120H214V119H213ZM28 121H29V122H30V121L33 122V120H28ZM49 121H50V120H49ZM66 121H67V120H66ZM157 121H158V120H157ZM162 121H164V120H162ZM176 121H177V120H176ZM181 121H182V117H181ZM183 121H184V120H183ZM194 121H195V120H194ZM198 121H199V120H197V122H198ZM203 121L205 122L206 120H203ZM220 121H221V120H220ZM250 121H252V120H250ZM32 122H31V123H32ZM34 122H37V121H34ZM34 122H33V123H34ZM41 122H40V123H41ZM59 122H60V121H59ZM82 122H84V121H82ZM103 122H104V121H103ZM146 122H147V120L145 121V123H146ZM148 122H149V121H148ZM150 122H151V120H150ZM150 122H149V123H146V124L149 125V124H151ZM160 122H161V121H160ZM191 122H192V121H191ZM191 122H190V123H191ZM200 122H201V121H200ZM200 122H199V123H200ZM204 122H202V123H204ZM214 122H219V121H218V119H217V121L214 120ZM56 123H57V121H56ZM62 123H65V122H60L59 125L61 126ZM75 123H76V122H75ZM145 123H144V125H146ZM152 123H153V122H152ZM157 123H159V122H157ZM165 123H167V122H165ZM180 123H181V122H180ZM220 123H221V122H219V124H218V123H217V124L220 125ZM263 123H264V122H263ZM42 124H43V123H42ZM42 124H40V125H42ZM141 124H143V120H142V123H141ZM191 124H192V123H191ZM193 124L195 125V123H193ZM196 124H197V123H196ZM252 124H253V123H252ZM25 125H24V128H25ZM46 125H47V123H46ZM76 125H77V124H76ZM148 125H147V126H148ZM151 125H152V124H151ZM151 125H149V126H150L149 130L153 128V127H152L153 125H152V126H151ZM180 125H181V124H180ZM198 125H199V124H198ZM206 125H207V124H206ZM209 125H210V124H209ZM212 125H213V124H212ZM221 125H222V124H221ZM221 125H220V128H221ZM0 126H1V124H0ZM42 126H43V128L46 127V126H44V124H43ZM42 126H40V127H42ZM85 126H86V125H85ZM196 126H197V125H196ZM227 126H228V125H227ZM2 127H3V126L0 127V130H1ZM7 127H3V129H5V128L7 129ZM47 127H48V125H47ZM56 127H58V126H56ZM143 127H144V126H143ZM151 127H152V128H151ZM168 127H169V126H168ZM183 127H184V124H183ZM193 127H194V129L197 128V131H198V126H197V127L193 126ZM218 127H219V126H218ZM225 127H226V126H225ZM254 127H255V126H254ZM43 128H42V129H43ZM48 128H50V126H49ZM79 128H81V127H79ZM84 128H85V127H84ZM89 128H90V127H89ZM130 128H131V127H130ZM147 128H148V127H147ZM165 128H167V127L165 126ZM172 128H173V127H172ZM174 128H176V127H174ZM208 128H209V130H210V131H208V132L210 133V132H211L210 126H209ZM8 129L10 130V128H8ZM8 129H7V131H9ZM21 129H22V128H21ZM26 129H27V128H26ZM39 129H40V128H39ZM53 129H54V128H53ZM144 129H146V128H144ZM144 129H143V130H144ZM13 130H12V131H13ZM22 130H23V132H26L24 129H22ZM34 130H35V129H34ZM34 130L32 129L33 132H34ZM43 130H44V129H43ZM55 130H57V129H55ZM55 130H54V131H55ZM58 130H59V129H58ZM60 130H61V129H60ZM75 130H76V128H75ZM79 130H80V129H79ZM100 130H101V129H100ZM105 130H106V129H105ZM140 130H142V129L139 127V131H140ZM143 130H142V131H143ZM164 130H165V129H164ZM172 130H173V129H172ZM195 130H196V129H195ZM204 130H205V129H204ZM204 130H203V132H204ZM261 130H262V129H261ZM49 131H50V129H49ZM49 131H48V132H49ZM65 131H66V130H65ZM69 131H72V130L69 129ZM150 131H151V130H150ZM183 131H184V130H183ZM193 131H194V130H193ZM193 131H192V132H193ZM5 132H6V131H5ZM20 132H21V131H20ZM29 132L31 133V136L34 135L33 132H31V131H29ZM42 132H43V133H46V132H44V131H42ZM57 132H58V131H57ZM62 132H63V131H62ZM147 132H148V131L146 130V132H145V137L147 136V135H146ZM152 132H154V131H152ZM198 132H199V131H198ZM198 132H197V134H199ZM216 132H217V131H216ZM9 133H10V136H11V133L15 134L14 131H13V132H10V131H9ZM30 133H27V132H26V134H29V135H30ZM49 133H50V132H49ZM65 133H67V132H65ZM106 133H107V132H106ZM141 133H142V132H141ZM141 133H140V135H141ZM149 133H150V132H149ZM168 133H169V130H168ZM170 133H171V132H170ZM193 133H194V132H193ZM193 133H192V134H193ZM205 133H206V131H205ZM209 133H208V134H209ZM211 133H212V132H211ZM0 134H1V133H0ZM3 134H5V133H3ZM13 134H12V135H13ZM17 134L20 135L21 133H20V134L17 133ZM17 134H15V135L18 136ZM26 134H25V135H26ZM32 134H33V135H32ZM37 134H38V133H37ZM54 134H55L56 136L58 135V134H56V133H54ZM60 134H61V133H60ZM68 134H70V133L68 132ZM166 134H167V133H166ZM208 134H207V135H208ZM220 134H221V132H220ZM46 135H48V134H46ZM46 135H45V136H46ZM52 135H53V134H52ZM71 135H72V134H71ZM106 135H107V134H106ZM143 135H144V133H143ZM167 135H168V134H167ZM226 135L228 136V134H226ZM13 136H14V135H13ZM16 136H14V137H16ZM20 136H21V135H20ZM38 136H39V135H38ZM62 136H63V133H62ZM205 136H206V135H204V137H205ZM239 136H240V135H239ZM3 137H8V136H7V134H5V136H3ZM18 137H19V136H18ZM18 137L15 138V139H16V140H20V139L22 138V137H21V138L19 137V138H20V139H19ZM51 137H52V136H51ZM132 137H133V136H132ZM142 137H143V136H142ZM147 137H148V136H147ZM151 137H152V136H151ZM155 137H156V136H154V138H155ZM157 137H158V136H157ZM157 137H156V139H157ZM169 137H170V136H169ZM194 137H195V136H194ZM197 137H199V138H196V137H195V139H198V140H199L200 137H202V134H200V135L197 136ZM209 137H211V136L209 135ZM12 138H13V137H12ZM23 138H24V137H23ZM34 138H36V137H35V136H34V137H31V139H33L32 142H34V144H33V143H32V144L35 145V146H32V147L35 148V147H37L36 144H38V143L35 144L36 140H34ZM43 138H47V137H44V136H43L41 139H43ZM49 138H50V137L48 136V139H47V140L50 141ZM52 138H54V136H53ZM152 138H153V137H152ZM182 138H183V136H182ZM188 138H189V137H188ZM192 138H193V136H192ZM221 138H222V137H221ZM26 139H27V138H25V140H26ZM57 139H58V140H57ZM57 139H56V141H59V140L62 141V140L59 139V138H57ZM93 139H94V138H93ZM201 139H202V138H201ZM204 139H205V138H204ZM207 139H208V138H207ZM16 140H15V141H16ZM25 140H24V141H25ZM27 140H28V139H27ZM37 140H38V139H37ZM94 140H95V139H94ZM143 140H146V139L143 138ZM149 140H150V139H149ZM170 140H171V139H170ZM236 140H237V139H236ZM0 141H1V140H0ZM24 141H22V142H24ZM30 141H31V140H30ZM73 141H74V140H73ZM87 141H88V140H87ZM89 141H90V140H89ZM150 141H151V140H150ZM154 141H155V140H154ZM156 141H157V140H156ZM159 141H160V140H159ZM184 141H185V140H184ZM191 141H192V140H191ZM193 141H194V140H193ZM201 141H202V140H201ZM211 141H212V140H211ZM238 141H239V140H238ZM245 141H246V140H245ZM28 142H29V141H28ZM142 142H143V141H142ZM195 142H198V141H195ZM195 142H194V144H195ZM236 142H237V141H236ZM236 142H235V143H236ZM17 143H19V142H17ZM48 143H49V142H48ZM61 143H63V142H61ZM102 143H103V142H102ZM109 143H110V142H109ZM114 143H115V142H114ZM114 143H113V144H114ZM156 143L158 144V142H156ZM156 143H155V144H156ZM202 143H203V142H202ZM218 143H219V142H218ZM260 143H261V142H260ZM54 144H55V143H54ZM58 144H59V143H58ZM142 144H143V143H142ZM145 144H146V143H145ZM150 144H151V143H150ZM192 144H193V143H192ZM196 144H197V143H196ZM206 144H208V143H206ZM215 144H216V143H215ZM215 144H214V145H215ZM18 145H21V144H18ZM29 145H30V144H29ZM29 145H28V146H29ZM42 145H43V144H42ZM48 145H50V143H49ZM110 145H112V144L110 143ZM110 145H108V147H110ZM114 145H117V143H115ZM146 145H147V144H146ZM181 145H182V144H181ZM214 145H213V146H214ZM236 145H237V144H236ZM6 146L8 147V145H6ZM21 146H22V148L25 147L24 145H21ZM44 146H45V145H44ZM54 146L57 147L58 145L55 144ZM59 146H60V145H59ZM69 146H71V145H69ZM112 146H113V145H112ZM142 146H143V145H142ZM158 146H159V145H158ZM158 146H157V147H158ZM171 146H172V145H171ZM184 146H185V145H184ZM191 146H192V147H191ZM194 146H195V145H190L191 148H189V150H190V149L193 150ZM197 146H198V144H197L195 147H197ZM218 146H219V145H218ZM30 147H31V146H30ZM40 147H42V146H40ZM40 147H39V148H40ZM113 147H115V146H113ZM175 147H176V146H175ZM175 147L171 148V150H172V149L174 150ZM206 147H207V146H206ZM230 147H231V146H230ZM238 147H239V146H238ZM8 148H9V147H8ZM37 148H38V147H37ZM51 148H52V147H51ZM51 148H50V149H51ZM163 148H164V147H163ZM215 148H216V147H215ZM215 148H213V149H215ZM243 148H245V147H243ZM251 148H253V146H251ZM26 149H27V148H26ZM81 149H82V148H81ZM81 149L79 148L77 151H79V150H81ZM114 149H115V148H114ZM145 149H146V147H145ZM147 149L150 150L151 147H150V148H147ZM160 149H161V148H160ZM169 149H170V148H169ZM169 149H167V150H169ZM179 149H180V148H179ZM194 149H195V148H194ZM206 149H207V148H206ZM213 149H212V150H213ZM219 149H220V148H219ZM232 149H233V148H232ZM236 149H237V148H236ZM236 149H234V151H235ZM248 149H250V148H248ZM253 149H254V148H253ZM262 149H263V146H262ZM10 150H11V149H10ZM51 150H52V149H51ZM59 150H60V149H58V151H59ZM63 150H64V149H63ZM197 150H198V149H197ZM216 150H217V149H216ZM216 150H215V151H216ZM237 150H240V149H237ZM237 150H236V152H237ZM243 150H245V149H243ZM259 150H260V149H259ZM6 151H8V149H6ZM37 151H38V149H37ZM77 151H76V152H77ZM107 151L109 152V151H111V149L109 148V149H107ZM112 151H113V150H112ZM112 151H111V153H112ZM142 151H143V150H142ZM158 151H159V150H158ZM161 151H162V149H161ZM198 151H199V150H198ZM215 151H214V152H215ZM249 151H250L251 153H249ZM262 151H263V150H262ZM2 152H3V151H2ZM8 152H9V151H8ZM29 152H30V150H29ZM55 152H56V151H55ZM80 152H81V154H82V151H80ZM108 152H107V153H108ZM146 152H147V151H146ZM151 152H152V150H151ZM151 152H150V153H151ZM203 152H204V150H203ZM207 152H208V150H207ZM212 152H213V151H212ZM236 152H235V153H236ZM247 152H248L249 154H252V153H253V151H251V150H248ZM25 153H26V152H25ZM39 153H40V152H39ZM52 153H53V152H52ZM74 153H75V151H74ZM74 153H71L72 156H73V155L75 156ZM109 153H110V152H109ZM111 153H110V154H111ZM150 153H148V154L150 155ZM161 153H162V152H161ZM161 153H160V154H161ZM167 153H168V151H167ZM179 153H180V152H179ZM243 153H244V152H243ZM243 153H242V154H243ZM256 153H257V152L253 153V155L256 154ZM8 154H9V153H8ZM31 154H32V152H31ZM31 154H30V155H31ZM36 154H37V153H36ZM49 154H50V153H49ZM53 154H54V156L56 155L55 157H57V153H53ZM81 154H80V155H81ZM155 154H156V153H155ZM168 154H170V152H169ZM172 154H173V152H172ZM189 154H190V153L188 152V155H189ZM193 154H195V153H191V155H193ZM207 154H208V153H207ZM227 154H228V153H227ZM242 154H238V155L243 156V158H242V160H243V159L245 158V156H244V154H243V155H242ZM9 155L11 156V153H10ZM18 155H20V154H18ZM38 155H39V154H38ZM68 155H69V154H68ZM127 155H128V152H127ZM153 155H154V154H153ZM161 155H162V154H161ZM161 155H160V156H161ZM175 155H176V154H175ZM195 155H196V154H195ZM212 155H213V154H212ZM212 155H211V156H212ZM31 156H32V155H31ZM72 156H70V157H71L70 160H66V158H64V161H61L62 159H60V157H58L59 160H57V159L55 160V159L53 158V160H52V161L50 160V162H48V161H37L38 159H37L36 162H35V159H36V158L34 157V158H35V159H34V158L32 157V158L34 159V161H33V163H32V166H30V168H31V172H32L33 175H34L33 178H34V180L36 181V185H37V187L42 191V195H43V198H44V200H45V203H46V206H47V209H48V213H49V217H50V218H49V221H50V225H49V226H52V227L54 226V228L57 229L58 234H59V235H58V236H59V242H60L61 244H62L63 241H65L66 238L68 239V242L66 241V243H67V245H68V243L72 245L71 249H72V252H73V250H75V248H74L73 246H75V245H76V247H77V246H80V244L85 243V242L87 241V239L90 237V236H89L90 229H89V227L87 226V220L85 219V215L83 214V213H84V209H85V211L88 210V206H89V202H88V200H87V197H88V195H90V194H89V192H88V189H89L88 185H89V184H87V182L89 183V181H86V179L88 178L87 176L92 175L93 177H98V176H100L102 173H101V170H97V169H96L95 167H93V166H92L93 169H91L92 167H90L87 163L85 164L84 162H72V161H71V160H73ZM76 156H77V153H76ZM76 156H75V157H76ZM101 156H102V154H101ZM170 156H171V155H170ZM177 156H178V155H177ZM185 156H186V154H185ZM209 156H210V155H209ZM211 156H210V157H211ZM225 156H226V155H225ZM225 156H224V157H225ZM241 156H240V157H241ZM250 156H251V155H250ZM61 157H62V156H61ZM91 157H93V156H91ZM108 157H109V156H108ZM148 157H149V156H148ZM148 157H147V158H148ZM152 157H153V156H152ZM178 157H179V156H178ZM192 157H193V160H194V155L191 156V158H192ZM214 157H215V156H214ZM42 158H43V157H42ZM62 158H63V157H62ZM121 158H122V157H121ZM154 158H155V157H154ZM161 158H162V157H161ZM172 158H173V157H172ZM172 158H171V159H172ZM175 158L177 159V157H175ZM180 158H181V156H180ZM215 158L217 159L218 157H215ZM233 158H234V157H233ZM247 158H248V157L246 156V161H247ZM33 159H31V161H32ZM51 159H52V157H51ZM101 159H102V158H101ZM103 159H104V158H103ZM123 159H125V158L123 157ZM151 159H152V158H151ZM157 159H158V158H157ZM178 159H179V158H178ZM181 159H182V158H181ZM197 159H198V157H197ZM200 159H201V158H200ZM216 159H215V160H216ZM226 159L228 160V158H226ZM226 159H225V160H226ZM248 159H249V158H248ZM90 160H91V159H90ZM99 160H100V159H99ZM116 160H117V158H116ZM132 160H133V159H132ZM154 160H155V159H154ZM182 160H183V159H182ZM187 160H188V158H187ZM187 160H185V161H187ZM195 160H196V159H195ZM195 160H194V161H195ZM74 161H75V160H74ZM103 161H104V160H103ZM148 161H150L149 158H148ZM162 161H163V160H162ZM188 161H189V160H188ZM204 161H205V160H204ZM207 161H208V160H207ZM244 161H245V159H244ZM90 162L92 163V161H90ZM90 162H89V163H90ZM150 162H152V161H150ZM150 162H149V163H150ZM208 162H210V161H208ZM208 162H207V163H208ZM230 162H231V161H230ZM247 162H248V161H247ZM247 162H245V163H247ZM99 163H100V162H99ZM102 163L104 164V162H102ZM162 163H163V162H162ZM178 163H179V162H178V160H177L176 164H178ZM184 163H187V162H184ZM188 163L191 165V162H188ZM201 163H202V162H201ZM238 163H239V162H238ZM152 164H155V163H151V165H152ZM181 164H182V166H183V163H181ZM181 164H180V165H181ZM205 164H206V163H205ZM208 164H210L211 166H212V165H215V164H213V162H210V163H208ZM247 164H248V163H247ZM155 165H156V164H155ZM178 165H179V164H178ZM186 165H188V164H186ZM200 165H201V164H200ZM217 165H218V163H217ZM233 165H234V164H233ZM249 165H250V164H249ZM101 166H102V165H101ZM103 166H104V165H103ZM110 166H111V165H109V167H110ZM113 166H114V165H113ZM163 166L166 167L165 164H164ZM204 166H206V165H204ZM234 166H236V165H234ZM13 167H14V166H13ZM89 167H90V168H89ZM117 167H118V166H117ZM154 167H155V166H154ZM159 167H160V166H159ZM175 167H178V166H175ZM209 167H210V166H209ZM218 167H219V166H218ZM245 167H246V166H245ZM115 168H116V167H115ZM161 168H162V167H161ZM179 168H180V167H179ZM182 168L184 169V166L181 167V169H182ZM193 168H194V167H193ZM211 168H213V167H211ZM214 168H215V166H214ZM219 168H220V167H219ZM229 168L231 169V167H229ZM238 168H239V167H238ZM238 168H235V169L237 170V171H236L237 173L239 172V171H238ZM251 168H252V167H251ZM106 169H107V168H106ZM110 169H111V168H110ZM155 169H156V168H155ZM171 169H172V168H171ZM183 169H182V170H183ZM205 169H206V168H205ZM205 169H204V170H205ZM207 169H208V168H207ZM216 169H217V168H216ZM223 169H224V167H223ZM235 169H234V171H235ZM249 169H250V168H249ZM158 170H160V169H158ZM161 170H162V169H161ZM164 170H166V169L164 168ZM184 170L187 171V169H184ZM184 170H183V171H184ZM210 170H211V169H210ZM240 170H241V169H240ZM252 170H253V169H252ZM252 170H251V171H252ZM258 170H259V169H258ZM110 171H111V170H110ZM162 171H163V170H162ZM208 171H209V170H208ZM212 171H215V170H212ZM226 171H227V170H226ZM231 171H232V169H231ZM246 171H247V170H246ZM251 171H250V172H251ZM105 172H107V171H105ZM151 172H152V171H151ZM155 172H156V170H155ZM202 172H203V171H202ZM209 172H210V171H209ZM254 172H255V171H254ZM109 173H110V172H109ZM153 173H154V171H153ZM159 173L161 174L160 171H159ZM192 173H193V172H192ZM210 173H211V172H210ZM216 173H218V171L215 172V174H214V172H213L214 175L212 174V177L215 176ZM237 173H235V174L237 175ZM243 173H244V172H241V173H240L241 175H239V176H242V177L240 178V182L238 181L239 179H238L237 181L234 180V181L237 182L236 184L241 183L242 178H243V176H244ZM246 173H247V172H246ZM246 173H245V175H246ZM248 173H249V172H248ZM116 174H117V173H116ZM156 174H157V172H156ZM195 174H196V172H195ZM195 174H194V175H195ZM203 174H205V172H204ZM233 174H234V173H233ZM242 174H243V175H242ZM257 174H258V173H257ZM157 175H158V174H157ZM157 175H156V176L153 175V176L156 178ZM174 175H175V174L172 173V176H174ZM179 175H180V174H179ZM179 175H177V177H178ZM185 175H186V174H185ZM210 175H211V174H210ZM110 176H111V175H110ZM114 176H115V175H114ZM159 176H161V175H159ZM165 176H166V175H165ZM234 176H235V175H234ZM234 176H233V178H234ZM162 177H163V176H162ZM162 177H161V178H162ZM198 177H199V176H198ZM212 177H211V178H212ZM244 177H246V176H244ZM248 177H249V174H248ZM172 178H173V177H172ZM180 178H181V177H180ZM211 178H210V179H211ZM215 178H216V180H215V181H212V180H211V182H213L212 184H213L214 187H218V188H220L219 186H215V185H216L215 182L217 183V185L219 184V182H218L219 180H217L218 177H215ZM215 178H214V179H215ZM231 178H232V177H231ZM252 178H253V177H252ZM252 178H251V179H252ZM88 179H89V178H88ZM91 179H92V178H91ZM159 179H160V178H159ZM175 179H176V176H175ZM175 179L173 178V181H174ZM178 179H179V177H178ZM182 179H183V178H182ZM182 179H180L181 182L179 183V187H178V188L175 187V189H177L176 192L179 191V193H180L181 191H180L179 189H181L182 192L185 193L184 190L186 189V184H188V182H190V181L193 183V181L190 180V181H187V183L185 184V181H186L187 179H186L185 181H184V180L182 181ZM223 179H227V178H223ZM234 179H235V178H234ZM245 179H246V178H245ZM253 179H254V178H253ZM255 179H256V178H255ZM115 180H116V179H115ZM119 180H120V179H119ZM122 180H123L124 182H123V184L120 185V187H119V193H118V195H119V200H121V197L123 196V202H127V201H126V200H127V195L129 194V191H130L131 188H132L131 186H132V184H133V181L125 182V181L127 180L126 177H124V179H122ZM157 180H158V179H157ZM176 180H177V179H176ZM230 180H231V179H230ZM197 181H198V180H197ZM220 181H221V183H222V180H220ZM223 181H224V180H223ZM228 181H229V180H228ZM243 181L245 182V180H243ZM246 181H247V180H246ZM248 181H249V180H248ZM248 181H247V184H248ZM250 181H251V180H250ZM260 181H261V180H260ZM112 182H113V179H112ZM157 182L159 183V186H160V187H161V186H164V185L160 184L159 180H158ZM195 182H196V181H195ZM226 182H227V181H226ZM176 183H178V180H177ZM196 183H197V184L201 183V186L205 187L204 185H202V182H201V181H200L199 183H198V182H196ZM242 183H243V182H242ZM250 183H251V182H250ZM250 183H249V184H250ZM253 183H254V182H253ZM90 184H91V183H90ZM189 184L191 185V183H189ZM197 184H196V185H197ZM203 184H204V183H203ZM214 184H215V185H214ZM249 184H248V185H249ZM254 184H256V183H254ZM165 185H167V183H166ZM199 185H200V184H199ZM205 185H206V184H205ZM219 185H220V184H219ZM222 185H224V184H222ZM228 185H229V186H232L233 184L230 183V184H228ZM256 185H257V184H256ZM96 186H97V185H96ZM96 186H95V187H96ZM156 186H157V185H156ZM192 186H193V184H192ZM224 186H225V185H224ZM224 186H221V187H222V190H223V189L225 190L226 186H225V187H224ZM229 186H227V189H228V192L231 193L230 190H232V189H230ZM236 186H237V188H239V192L242 191V190H241L242 188L240 189V186H241V187L244 186V188H245V190H246V185H245L244 183H243L242 185H240L239 187H238V185H235V184H234V186H232L233 189H234V187H236ZM250 186H252V185H250ZM112 187H113V185H112ZM157 187H158V186H157ZM164 187H165V186H164ZM164 187H162V188H164ZM167 187H168V186H167ZM210 187H211V191H215V190H216V188H215V190H214V189L212 190V186H211V185H210ZM262 187H263V186H262ZM207 188H208V187H207ZM237 188H236V189H237ZM244 188H243V189H244ZM248 188H249V187H248ZM250 188H251V187H250ZM259 188H260V187H259ZM94 189H95V188H94ZM96 189H97V187H96ZM96 189H95V190H96ZM167 189H168V188H167ZM167 189H165V188L163 189V190H164L163 195H164L165 193H167V192L165 191V190H167ZM197 189H199V188H197ZM227 189H226L225 191H227ZM229 189H230V190H229ZM255 189H257V188H255ZM262 189H263V188H262ZM90 190H91V189H90ZM92 190H93V189H92ZM159 190H160V189H159ZM194 190H195V188H194V186H193V191H194ZM224 190H223V191H224ZM245 190H243V192H244ZM251 190H252V189H251ZM251 190H250V191L248 190V191H249V192H252ZM108 191H109V190H108ZM248 191H246V192H244V193L241 192V195L243 194L242 196H244V197H245V194H246L247 196L250 195V193L248 194ZM258 191H259V190H258ZM261 191H262V190H261ZM93 192H94V191H93ZM117 192H118V188H117ZM158 192H159V191H158ZM194 192H198V191L196 190V191H194ZM194 192H193V193H194ZM204 192H206V191H204ZM218 192H219V190H218ZM228 192H226L225 194H228ZM233 192H235V191H233ZM233 192H232V193H233ZM239 192H237V194H240ZM109 193H110V191H109ZM149 193H150V192H149ZM186 193H188V192H186ZM219 193H220V194H219ZM219 193H218V195H221V194H222V196H219V198L222 197V199H220L221 202H222V200L224 201L223 198H225V197H224V192H219ZM230 193H229V194H230ZM254 193H255V192H254ZM257 193H258V192H257ZM25 194H26V193H25ZM135 194H136V193H135ZM135 194H134V195H135ZM171 194H172V193H171ZM229 194L227 195L228 197H229ZM252 194H253V193H252ZM97 195H99V194H97ZM134 195H133V196H134ZM137 195H138V194H137ZM172 195H173V194H172ZM206 195H207V194H206ZM241 195H239V196H241ZM261 195H263V193H262ZM128 196L130 197V195H128ZM165 196H166V195H165ZM165 196H164V197H165ZM188 196H190L189 193H188ZM196 196H197V193H196ZM216 196H217V194H216ZM230 196H234V193H233V195L231 194ZM251 196H252V195H251ZM253 196H254V195H253ZM93 197H94V196H93ZM145 197H146V196H145ZM166 197L168 198L169 196H166ZM204 197H206V196L204 195ZM204 197H203V198H204ZM217 197H218V196H217ZM237 197H238V195H237V196L235 195V196L233 197V199H234V198L239 199V202L241 203L242 200L240 201V198H239V197L237 198ZM244 197H243V198H244ZM248 197H249V198H252V197H250V196H248ZM258 197H259V196H257V198H258ZM117 198H118V197H117ZM158 198H160V197H158ZM169 198H170V197H169ZM178 198H179V197H178ZM186 198H187V197H186ZM210 198H211V197H210ZM219 198H217L216 200L219 201ZM254 198H255V197H254ZM254 198H252V199H254ZM263 198H264V197H263ZM263 198H262V199H263ZM145 199H146V198H145ZM180 199H181V198H180ZM180 199H179V200H180ZM246 199H247V198H246ZM91 200H93V198H92ZM160 200H162V199H160ZM166 200H167V199H166ZM181 200L183 201V199H181ZM181 200H180V202H181ZM210 200H211V199H210ZM214 200H215V198H214ZM214 200H213V201H214ZM229 200L231 201L232 198L229 197ZM229 200H226V203H230V202H228ZM248 200H249V199H248ZM248 200H243V203H244V201L246 202V201H248ZM257 200H258V199H257ZM259 200H261V198H259ZM163 201H164V200H163ZM233 201H235L236 205L238 204L237 200L234 199ZM253 201H254V200H253ZM117 202H118V200H117ZM164 202H165V201H164ZM167 202H168V200L166 201V203H167ZM171 202H172V201H170V204H171ZM188 202H189V201H188ZM195 202H196V201H195ZM195 202H193V203H195ZM249 202H250V201H249ZM255 202H256V201H255ZM258 202H259V201H257V205H258ZM178 203H179V201H178ZM185 203H186V201H185V202H184V201L182 202L183 205H184ZM193 203H191V202L187 203V204H191V209H190V207H188V208H189V209H188L187 206L185 205V208H186V209L184 208V210H186V212H188V210H189V212H190V210H192L191 213H193V211H196V209H193V207H195V206L192 207ZM206 203H207V202H206ZM219 203H220V201H219ZM231 203H232V201H231ZM235 203L233 202V205H232V204H230V205H229V204H226V206H225L226 208H225V207H224V208L227 209V206H230V207H231V205L234 206ZM260 203H261V201H260ZM260 203H259V204H260ZM114 204H115V203H114ZM119 204H121V203L119 202ZM144 204H145L144 202L140 203L139 201H137V202L134 203V205L136 206V214L132 215V216L128 219L127 223H125L124 225L121 226V233H120V231H119L120 235H119V233H118L119 238L122 239L121 242H120V244L123 243V241L130 243V244L132 245L133 248L138 249V250H137L138 253H137V252H136V253H137V255H141V256H140L141 258H146V257H147L146 254H145V252H141V251L139 252L140 246H143V244H142L143 241L141 240V243H140L141 245H139V244H138V245H137V244H134L133 242L135 241L134 238H135V237H138L139 234H143V235H145V234H147V232H148V230H143V229L139 230V228L136 227V225H135V224H137V223L141 224V218L143 217V213L146 211V207L144 206ZM160 204H161V203H160ZM170 204L167 203V205H170ZM182 204H181V205H182ZM203 204H204L203 207H205L206 204H205V203H203ZM215 204H216V203H215ZM246 204H247V202H246ZM252 204H253V203H252ZM164 205H165V204H164ZM173 205H174V204H173ZM173 205H172V208H173ZM236 205L233 207V209L236 207ZM247 205H248V204H247ZM253 205H256V203L253 204ZM126 206H127V205H126ZM165 206H166V205H165ZM207 206H208V205H207ZM209 206H211V205H209ZM238 206H239V205H238ZM241 206H243V204H241ZM176 207H177V206H176ZM183 207H184V206H183ZM211 207H214V206H211ZM211 207H209V208H211ZM243 207L245 208V206H243ZM246 207H248V206H246ZM255 207H256V206H255ZM260 207H261V206H260ZM263 207H264V206H263ZM122 208H123V207H122ZM122 208H121V206H119V211H120V212H122ZM166 208H167V206L165 207V209H166ZM169 208H170V206H168V209H169ZM174 208H175V206H174ZM174 208H173V209H174ZM207 208H208V207H207ZM224 208H223V210H224ZM231 208H232V207H231ZM241 208H242V207H241ZM39 209H40V207H39ZM128 209H129V208H128ZM187 209H188V210H187ZM212 209H213V208H212ZM212 209H211V210H212ZM215 209H217V208L215 207L214 210H215ZM255 209H257V208H255ZM255 209H253V210L256 211V213H257V210H255ZM262 209H263V208H261V211L264 210V209H263V210H262ZM227 210H228V209H227ZM236 210H237V208H236ZM240 210H241V209H240ZM240 210H239V211H240ZM39 211H40V210H39ZM169 211H170V210H169ZM171 211H172V210H171ZM171 211H170V212H171ZM200 211L202 212V210H200ZM203 211H205V210L203 209ZM244 211H246V210L244 209ZM261 211H258V212H261ZM104 212L107 213V209H106V211H103V213H104ZM178 212H179V210H178ZM182 212H183V210H182ZM184 212H185V211H184ZM189 212H188V214H189ZM212 212H214V211H212ZM212 212H211V213H212ZM215 212H216V210H215ZM73 213H75L76 215L74 216ZM106 213H104V214L106 215ZM172 213H174V211H172ZM191 213H190L189 215H191ZM194 213H195V212H194ZM194 213H193V215L196 216V213H195V214H194ZM202 213H203V212H202ZM204 213H206V212H204ZM204 213H203V214H204ZM216 213H217V212H216ZM225 213H226V211L223 212V216L227 217V216H226L227 213H226V214H225ZM256 213H255V214H256ZM262 213H264V212H262ZM262 213H261V214H262ZM101 214H102V212H101ZM178 214H179V213H178ZM235 214H236V213H235ZM246 214H247V213H246ZM89 215H90V214H89ZM171 215H172V214H171ZM171 215H169V216L171 217ZM206 215H207V214H206ZM206 215H205V214L202 215L203 218L200 217L201 219L199 218V219H200L199 221H201V220H203V219H204L205 221H207L206 219H210V218H211V216H210V218H205ZM217 215H218V213H217ZM263 215H264V214H263ZM263 215H262V216H263ZM19 216L21 217L22 215H19ZM86 216H87V215H86ZM101 216H102V215H101ZM169 216H167V217H169ZM172 216H173V215H172ZM179 216H180V215H179ZM179 216H178V218H179ZM184 216H185V215H184ZM213 216H215V215H213ZM228 216H229V215H228ZM233 216H234V215H233ZM233 216H232V217H233ZM238 216L241 217V216H243V215H242V214L239 215V213H238ZM254 216H255V217H254ZM254 216H253L254 218L252 217L251 219H254V220L256 219V220H258V218L256 217V216H258V215L256 214V215H254ZM8 217H9V216H8ZM40 217H41V216H40ZM207 217H209V216H207ZM232 217H231V218H232ZM236 217H237V216H236ZM236 217L234 216L235 219H236ZM240 217H239V218H240ZM247 217H248V216H247ZM192 218H196V217L193 216ZM192 218H190V219H188V220L186 219V221L189 222V223H193V222H194V219H192ZM227 218H228V217H227ZM18 219H19V218H18ZM107 219H108V218H107ZM241 219H242V218L237 219V220L240 221ZM262 219H264V216H263ZM2 220H5V219H2ZM2 220H1V221H2ZM174 220H175V219H174ZM179 220H180V219H179ZM246 220H247V219H246ZM256 220H255V221H256ZM24 221H25V220H24ZM209 221H210V220H209ZM213 221H214V220H213ZM250 221H251V220H249V223H250ZM252 221H253V220H252ZM262 221L264 222V220H261V222H262ZM3 222H5V221H3ZM16 222H17V221H16ZM21 222H22V221H21ZM144 222H145V221H144ZM178 222H179V221H178ZM216 222H218V221H216ZM230 222L232 223V221H230ZM247 222H248V221H247ZM247 222H246V224H247ZM257 222H259V221H257ZM263 222H262V223H263ZM13 223H14V222H13ZM18 223H19V221H18ZM199 223H201L202 225H198V224H194V225L192 224V225H193L195 228L200 229V230H201V228H202L203 226H204V227H203L204 230L207 231V229H209L208 227H205V225H207L208 222H207V224H205V225H203L202 222H199ZM205 223H206V222H205ZM219 223H220V222H219ZM233 223H234V221H233ZM91 224H92V223H91ZM96 224H97V223H96ZM111 224H112V223H111ZM216 224H217V223H216ZM238 224H239V223H238ZM243 224H244V223H243ZM252 224H257V223H253V222H252ZM258 224H259V223H258ZM258 224H257V225H258ZM260 224H261V223H260ZM260 224H259L260 227H261V226H264V224H263V225H260ZM14 225H15V227H16L17 224L14 223ZM19 225H20V224H19ZM141 225H143V224H141ZM209 225H211V224L209 223ZM212 225H213V224H212ZM223 225H225V224H223ZM223 225H220V227H219V226H216V227L221 228V226H223ZM232 225H233V224H232ZM232 225H231V228H232V230H233ZM257 225H255V226H257ZM11 226H12V225H11ZM44 226H45V225H44ZM110 226H111V225H110ZM177 226H178V225H177ZM180 226H181V224H180ZM189 226H190V225H189ZM225 226H226V225H225ZM225 226H224L223 228H225ZM237 226H238V225H237ZM237 226H236V227H237ZM248 226H249V225H248ZM250 226H251V225H250ZM250 226H249L248 229L251 231V229H253L254 227H253V225H252L251 227H250ZM17 227H18V226H17ZM20 227H21V225H20ZM194 227H193V228H194ZM209 227H210V226H209ZM228 227H229V226H228ZM236 227H235V228H236ZM241 227H242V225H241ZM260 227H257V229L260 230ZM11 228H12L11 231H13V233L15 232V233H18V234H19V231H20L19 229H18L19 231H17V229H15V231H14V230H13V227H11ZM48 228H49V227H48ZM180 228H181V227H180ZM203 228H202V232H204ZM210 228L212 229L213 227H210ZM218 228L216 229V231L218 230ZM246 228H247V225L245 226V228H244V226H243L242 229L239 227V229H241L240 232H242V234H243L242 236H244V237H249L250 232H249L248 230H247V233H248V232H249V233H248L247 236H245V235H246V234H245V231H242L243 229L245 230ZM250 228H251V229H250ZM20 229H21V228H20ZM24 229H25V228H23V230H24ZM106 229H107V228H106ZM187 229H188V228H187ZM261 229H262V227H261ZM26 230H27V229H26ZM178 230H179V229H178ZM181 230H182V229H181ZM200 230H199L198 232H201ZM209 230H210V229H209ZM209 230H208V231H209ZM220 230H221V229H220ZM223 230H225V229H223ZM254 230H256V227H255V229L252 230V232H254ZM263 230H264V229H263ZM11 231H10V232H11ZM46 231H47V230H46ZM174 231H175V230H174ZM184 231H185V230H184ZM187 231H191V230L188 229ZM192 231H193V230H192ZM192 231H191V232H192ZM208 231H207V234H208L209 237H210V235L212 234V232L209 234ZM210 231H211V230H210ZM212 231L214 232L213 235H214L215 233H217V232L215 231V227H214V229H212ZM234 231H235V229H234ZM238 231H239V230H238ZM260 231H262V230H260ZM260 231H259V232H260ZM22 232H23V231H22ZM22 232H21V233H22ZM24 232H25V231H24ZM191 232H190V233H191ZM223 232H224V231H223ZM230 232H231V231H230V229H229V233H230ZM257 232H258V231H257ZM259 232H258V233H259ZM13 233H11V234L13 235ZM25 233H26V232H25ZM29 233H30V231H29ZM47 233H48V232H47ZM175 233H176V232H175ZM193 233H194V232H193ZM218 233H220V232L218 231ZM260 233H263V232H260ZM18 234H16V235H18ZM30 234H31V233H30ZM191 234H192V233H191ZM226 234H228V233H226ZM233 234H234V233H233ZM238 234H240V233L238 232ZM244 234H245V235H244ZM251 234H252V233H251ZM255 234H256V232H255ZM1 235H2V234H1ZM14 235H15V234H14ZM53 235H54V234H53ZM53 235H52V236H53ZM188 235H189V234H188ZM195 235L197 236L198 234L195 233ZM203 235H204V234H203ZM208 235H207V237H208ZM216 235H218V234H216ZM235 235H236V236H235ZM252 235H254V234H252ZM252 235H251V237H253V238H251L250 240L255 241V240H256V239H255L256 236H257L258 238H260V237L258 236V234L254 235L255 237L252 236ZM261 235H263V237H261V238H264V234H261ZM52 236H50V237H52ZM179 236H180V235H179ZM199 236H200V238H198V239H199V241H200V239H201L202 236H201V234H199ZM205 236H206V234H205ZM220 236H223V233H222V235L220 234ZM228 236H232V235H227V237H228ZM104 237H105V236H104ZM211 237H212V236H211ZM213 237H215V236H213ZM224 237H226V235H224L223 238H224ZM232 237H233V236H232ZM240 237H241V235H240ZM52 238H53V237H52ZM105 238H106V237H105ZM112 238H113V237H112ZM194 238H195V237H194ZM216 238H217V237H215V239H216ZM220 238H221V237H220ZM236 238H237V234H234V238H232V240H233V239H236ZM241 238H243V237H241ZM241 238H240V239H241ZM1 239H2V237H1ZM1 239H0V240H1ZM67 239H66V240H67ZM178 239H179V237H178ZM183 239L186 240V238H183ZM198 239H197V240H198ZM218 239H219V238H218ZM225 239H227V238H225ZM225 239H224V240H225ZM245 239L247 240V238H244V240H245ZM254 239H255V240H254ZM10 240H11V239H10ZM10 240H8V242H7V240H6V241H5L6 244L9 243ZM12 240H13V238H12ZM15 240H16V238H15ZM179 240H180V239H179ZM207 240H208V241H211V240L214 241L213 238H211V239H210V238H209V239H206V241H207ZM236 240H237V241H235V242L239 243V242H238L239 239L237 238ZM248 240H249V239H248ZM2 241H3V240H2ZM52 241H54V240H52ZM107 241L109 242L108 238H107ZM182 241H183V240H182ZM202 241H203V240H202ZM208 241H207V242H208ZM220 241H221V243H222V240H221V239H220ZM259 241H260V239H259ZM5 242H2V243H5ZM55 242H56V241H55ZM214 242H216V241H214ZM229 242H230V243H229L230 245H231L232 243L235 244V243H234V240H233V241H229ZM242 242H243V243H242ZM244 242H245V241H242V239H241V242L239 243V244H240V247H241V245H242V248L239 247V249H238V245H239V244H238V245L235 244V245H233V247H230V248H234V246H236V247H237V250L240 251L241 249H242V250H244V249H245V250H246V249L249 250L250 247H251V248L253 247V246H247L246 244H244ZM249 242H250V241H249ZM256 242H257V241H256ZM2 243H1V244H2ZM63 243L66 244L65 242H63ZM179 243H180V242H179ZM200 243H201V242H200ZM212 243H213V242L211 241V244H212ZM216 243H218V242H216ZM216 243H215V245H216ZM224 243H225V242H224ZM241 243H242V244H241ZM251 243H255V242H251ZM251 243H248V241H247V244H248V245L251 244ZM262 243H263V242H262ZM90 244H91V243H90ZM120 244H119V245H120ZM203 244H205L204 241L202 242V245H203ZM211 244H210V242H209V246H210ZM213 244H214V243H213ZM222 244H223V243H222ZM54 245H55V244H54ZM84 245H85V244H84ZM110 245H111V244H110ZM181 245H182V244H181ZM202 245H200L199 248H200ZM206 245H208V244H206ZM206 245H204V248H205ZM224 245H225V244H224ZM244 245H246V248H245ZM251 245H252V244H251ZM260 245H261V244H260ZM60 246H61V245H60ZM60 246H59L58 248H61ZM65 246H66V245H65ZM218 246H219V245H218ZM231 246H232V245H231ZM13 247H14V246H13ZM62 247H64V246L62 245ZM84 247H85V246H84ZM206 247H208V246H206ZM211 247H213V246L211 245ZM216 247H217V245H216ZM220 247H221V246H220ZM220 247H219V248H220ZM248 247H249V248H248ZM256 247H257V246H256ZM258 247H259V246H258ZM263 247H264V245H263ZM2 248H3V247H2ZM56 248H57V245H56ZM56 248H55V249H56ZM69 248H70V247H68V249H69ZM179 248H180V247H179ZM202 248H203V247H202ZM214 248H215V247H214ZM254 248H255V247H254ZM11 249H12V248H11ZM13 249H14V248H13ZM66 249H67V246H66ZM68 249H67V250H68ZM184 249H185V251H187L189 248L186 250V246H184ZM206 249L208 250L209 248H206ZM206 249H205V250H206ZM262 249H263V248H262ZM58 250H59V249H58ZM58 250H56V251H54V252H57ZM67 250H64V248H63V249L61 248V251H62L63 254H64L65 252L67 253V252H68ZM76 250H77V248H76ZM76 250H75V251H76ZM108 250H109V249H108ZM205 250H204V251H205ZM231 250H232V249H231ZM245 250H244V251H245ZM250 250H251V249H250ZM64 251H65V252H64ZM78 251H79V250L76 251L77 254L80 253V252H78ZM98 251H99V250H98ZM178 251H181V250H178ZM213 251H215V249H213ZM221 251H222V250H221ZM221 251H220V252H221ZM244 251H242V252L240 251L239 253H241V254H242V253L245 254ZM246 251H247V250H246ZM59 252H60V251H59ZM76 252H75V253H76ZM83 252H84V251H83ZM187 252H188L189 255H192V254H191V250H190V251H187ZM189 252H190V253H189ZM201 252H202V251H201ZM205 252L207 253V251H205ZM223 252H224V251H223ZM229 252H231V251H229ZM233 252H236V251H235V248H234V250H232L231 254H234ZM254 252H255V251H254ZM256 252H257V251H256ZM6 253H7V252H6ZM69 253H70V252H69ZM206 253H205L204 256H205V257L208 256L209 258L212 259V257H210V256H211V255H210L211 252L208 253L210 256H209V255L206 256ZM237 253H238V252H236L234 255H236ZM250 253H252V251H251ZM52 254H53V253H52ZM56 254H57V253H56ZM98 254H99L98 256H100V253H99V252H98ZM180 254H181V252H180ZM188 254L186 253V255H188ZM203 254H204V252H202V255H203ZM215 254H216V253H215ZM243 254H242V255H243ZM246 254H248V251H247ZM0 255H1V254H0ZM6 255H7V254H6ZM54 255H55V254H54ZM64 255H66L65 257L68 256L67 254H64ZM79 255H80V254H79ZM92 255H93V254H91V259H92ZM193 255H194V254H193ZM234 255H233V256H234ZM237 255H238V254H237ZM237 255H236V256H237ZM248 255H249V254H248ZM254 255H256V254H254ZM51 256H53V255H51ZM55 256H57V255H55ZM89 256H90V255H89ZM89 256H88V257H89ZM182 256H183V254L181 255V257H182ZM204 256H202V257H204ZM236 256H235V257H236ZM261 256H262V255H261ZM53 257H54V256H53ZM53 257L51 258V260H53ZM60 257H61V256H60ZM71 257H72V256H71ZM178 257H179V256H178ZM178 257H177V258H178ZM185 257H186V256H185ZM205 257H204V258H205ZM242 257H243V256H242ZM242 257H241V258H242ZM245 257H246V256H245ZM253 257H254V256H253ZM257 257H258V256H257ZM257 257L252 258V259H254V260H253L254 262H255V260H256ZM259 257H260V256H259ZM259 257H258V258H259ZM263 257H264V256H263ZM62 258H63V257H62ZM68 258H70V256H68ZM77 258H79V257H77ZM188 258H189V257H188ZM192 258H193V257H192ZM219 258H220V257L218 256V260H219ZM241 258L238 259L237 264H241V262H242ZM3 259H5V258H2L1 260H3ZM60 259H61V258H60ZM66 259H67V258H66ZM89 259H90V258H89ZM89 259H88V260H89ZM91 259H90V260H91ZM146 259H148V257H147ZM182 259H183V257H182ZM186 259H187V257H186ZM186 259H185V261H184V259H183V261H184V262L188 261V260H186ZM220 259H222V258H220ZM229 259H230V258H229ZM242 259H244V257H243ZM246 259H247V258H246ZM249 259H250V257H249ZM67 260H68V259H67ZM69 260H71L69 263H72V262H73L72 260H75V261H76V259H71V258H70ZM69 260H68V261H69ZM79 260H80V258H79ZM82 260H83V259H82ZM90 260H89V261H90ZM101 260H102V258H101ZM202 260H203V262H202ZM207 260H208L207 258H206V259L201 258V262H202L203 264H206L205 262H206ZM231 260H232V259H231ZM240 260H241V262L239 263ZM75 261H74V262H75ZM143 261H144V260H143ZM183 261H182V262H183ZM194 261H196V260L193 259L192 262H194ZM204 261H205V262H204ZM212 261L215 262V261H217V259H216L215 261L212 259ZM222 261H223V260H222ZM228 261H229V260H228ZM234 261H235L234 263L236 264V261H237V260L234 259ZM51 262H52V261H50V263H51ZM74 262H73L72 264H75ZM103 262H104V261H103ZM201 262H199V263H201ZM207 262L209 263V261H207ZM223 262H225V261H223ZM243 262H244L243 264H246V263H245V262H246L245 259L243 260ZM247 262H248V260H247ZM257 262H258V261H257ZM259 262H260V261H259ZM262 262H263V261H262ZM61 263H62V261H61ZM202 263H201V264H202ZM217 263L220 264L221 262L218 261ZM55 264H56V263H55ZM59 264H60V263H59ZM90 264H91V263H90ZM99 264H100V263H99ZM141 264H142V263H141ZM184 264H187V263H184ZM188 264H189V263H188ZM192 264H193V263H192ZM226 264H232V262H231V263H230V262H226ZM247 264H249V262H248ZM252 264H253V263H252ZM256 264H257V263H256Z\"/></svg>",
    "mask_w": 264,
    "mask_h": 264
}]
</instances>
